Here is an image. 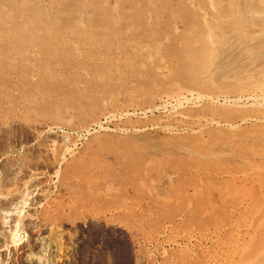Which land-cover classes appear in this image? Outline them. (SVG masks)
I'll return each instance as SVG.
<instances>
[{"label":"rangeland","instance_id":"obj_1","mask_svg":"<svg viewBox=\"0 0 264 264\" xmlns=\"http://www.w3.org/2000/svg\"><path fill=\"white\" fill-rule=\"evenodd\" d=\"M11 1H12V3H11ZM30 1L36 2L35 5H34V3H32L33 6L29 5V3L31 4ZM30 1L29 0H24V1H22V0H1L0 1V3H2V6L0 5V35H1V33H4V35H5L4 36L2 34L3 36L1 35L0 38L4 37V38H7L9 40H12L13 37L16 38L17 36H19V34H16V33H20V36L22 35L21 36V39H22L26 32L24 31L25 33H23L21 31H19V29H20L19 27L24 25L26 30L29 31V29H30L28 34L31 32V35L34 34L36 37L38 36L39 38L43 39V41L40 42L42 44L47 45L51 42H53L52 44H57V43L61 44L62 42H64V43H62V46H64L63 48L67 49L68 51L73 50L72 55L75 56L76 58L78 57L77 60L80 59L81 62H84L88 66H91V64H93L96 61L95 57H98V56H96V54H94V55L91 54V56L93 55L92 58H91V56L87 57V54L86 55L84 54V50L85 51H91L92 53L93 52L95 53V49H96V53H98V51H99V53H101V55L100 54L99 55L102 57V60L103 59L106 60L105 52L112 54L113 52H115L117 50L118 38H122V41H124L126 46L128 45L130 48L126 47L127 49H125V50L122 49L121 52L117 51V52H119V53H117L118 56L114 54L115 59L113 58L114 61L112 63L111 62L109 63L108 60H107V62H105V61L103 62L101 60V58L97 59V62H101L100 66L105 67L103 70L101 69V71H100L101 73L97 72V75H96V72L94 70L93 71H87V72L82 71V70H77V72H75V75L68 76L69 74H63L62 75L63 77L60 75L62 79L59 77L57 84L53 88L49 87V89H48V83H49V81H51V79L49 80L48 77H47L48 80L45 79L44 83H42L43 81L39 82L40 80L38 79V76L34 77L33 80L28 79L24 82H20L18 77L16 78L15 77L16 75L10 70L11 66H13L12 58L14 59V56L16 54L12 50V48L16 45L19 47V45L16 42H14V43L12 42V45L13 44L14 45L11 46V50L6 49V52H5V50L2 51L0 49L1 50L0 51V56H1L0 59L4 60L3 67H5L3 71L2 70L0 71V152H1L0 153V155H1L0 156L1 157L0 158V176L3 174L2 176L4 177L3 181H2V177H0L1 178L0 181H2V183H1L2 185H0V192H2L4 185L7 183L6 179H10V180H8L9 181L8 184H6L8 186V188H7V186L4 187V189L7 190L10 188L9 186H14V184H12V182H10V181L14 182V179L11 180V178L13 176H15L13 178L18 179L17 183H15V185H16V184H18V182H23L24 180H28L29 179L28 177H30L32 175V173H39L42 171H43L42 185L44 184L43 186L47 190L46 197L43 198L42 199L43 201L41 200L37 206L36 215L38 214V216H35L36 218L34 220V221L37 220L35 222V225L39 224L38 226L36 225L37 227H40L37 229H42V233H43L42 234L43 236L41 235V238H39L40 240H35L36 242H34V240L32 238V232H30L31 229H28L29 227H27L26 225H23L24 227L22 225H20V227L18 226L19 227L18 230L21 228L23 231H21V229L19 231L15 230L16 228L14 229V226L16 224L15 223L16 222V220H15L16 215L19 214L23 218L27 217L26 214L30 213V210H28V209L31 208L32 205L31 206H29V205L31 204L32 201L30 202L28 200V197H25L27 199V202H30L27 205V203L25 201H23V200H26L25 198L19 199L20 201L19 200L13 201L11 203H7V202L4 203V201H1V199H0V201H1L0 206L2 208V209L0 208L1 209L0 210V224H1L0 228H2V229H0V240L3 241V243L0 241L1 245L3 246L2 247L0 245L2 247V249H0V264H24V263L27 264V261H31L30 264H32V260L34 263H35V261H37L36 262L37 264H43V263L44 264H126V263L132 264V262H133V264H135L136 262H137L136 264H148V263L159 264L158 261L155 260L156 259V252H159V251H157L158 245L156 243H151L148 241L143 242L142 238H140L139 236L136 237L137 229L133 228L134 227L133 225H129L131 223L130 222L128 223V221H126V219H124L123 217L120 218V214L118 213V211L115 210L116 206H114L112 209H110V211H111V213H110V211H107L106 209L100 210V209H98V207H95L98 209L97 210L94 208V205L84 204L85 202L82 201L83 195H82L81 191H85L88 194L91 193L92 195H96V194H99L101 192V189H104L106 187V184H108L107 186L113 187V191H112L110 197H111V200L115 201V200H118L120 198L119 196H121L118 194H122V192L126 191L125 189L128 186L129 187L127 188V190H131L132 189L131 186H135L134 183L136 184V181L138 179L142 183L151 182L150 179L151 180L158 179L159 177L156 174L157 172L155 170L152 171L151 176H148V175L144 176L142 174H141V176H139L140 174L137 173V175H138V177H137L136 171L139 172L137 168H134L131 172H127L120 165L121 164V163H119L120 158L124 155H128V153H130L133 150V148H132L131 151H129L130 149L128 147L130 145H131L130 148L132 146L137 147L139 145V144L135 145L136 144V143H134L135 141L132 140L134 138L150 144V146L148 144H145V146H144V144H141V146H143V148L148 150V151H155L157 149V146L159 149L162 148V150H167V151L172 152V153H176V152L180 151V149H182L184 147L188 148L189 146L205 150L207 147H209V146L211 147V145H213L214 143H216L218 141H220L219 143H223L225 145L227 144V147H229L231 150L233 149L232 147H234V148L236 147L235 148L236 150L238 148H240L238 150H242V151H246V152L255 151L257 153H260V151L261 152L264 151V137H263L264 129L261 128V127H264V125L256 124L255 122H252V121H250V122L243 121L245 116L246 117L257 116V114L259 112L264 111L263 107H261V106L258 107L259 105L255 106V104L251 100L248 99L250 95L261 93V90L259 91L260 88L258 85L259 80H257V77H256L257 69H260V67H258L259 65L257 66V65H254V63H253L252 64V65H254L252 68L253 72L251 70H249V69H251L252 66H251V64H248L249 62L247 63V61H250L247 59H250L251 57L249 56L248 52H245L243 55L242 54L241 55H234L236 57L238 56L237 59L236 58L235 59L238 60V58H239L238 61L239 62L241 61L240 63L243 66L242 69H240V71H236L235 67L229 65V63L233 60V57H228L229 59L228 58L227 59L229 61L222 62L221 63L222 67H221V65L218 63V62H220L219 59L217 58L218 59L217 60L215 58V59H212L213 60L212 61L211 58H214V55L209 54L208 52L203 50L200 46H198L197 45V38L195 37V35L193 34V36H192V33L189 34L188 32H184L183 31V25H182L183 22L189 21L192 24H194L195 26L198 24L196 26L198 28L205 27V21H207V20L209 21V19H210V21H213V19L216 18L215 15H216L217 10L213 9V7L215 6L217 8L222 9L223 7L225 8V6H226L227 9L223 8V10H226L228 13H230V17L228 19L231 22L232 21L233 22H239L238 23L239 25H237L239 27H237V26H235V28L232 27L233 29L236 30L239 28L240 30H242L243 29L242 27L244 25V28H245L244 30L247 32L254 30V29L260 30L261 28L262 29L264 28L263 27V25H264V17H263L264 16V0H262V1L261 0H259V1L244 0L245 2L243 0H235V1L234 0H225L224 2H223V0H221V1L220 0H124V2H123V0H58V1L57 0H45V1L44 0H36V1L30 0ZM41 1H43V2H41ZM230 1H231V4L233 6L235 5L236 7L234 6V8H231L232 5L229 4ZM22 2H23V4H22ZM24 2L27 4H25ZM225 2L227 4H229V6L227 4L225 5L224 4ZM239 2H241V4ZM249 3L250 4L252 3V4L250 5ZM36 4L37 5L39 4L38 5L39 8L36 6ZM58 4H60V5H58ZM23 5H24V7H23ZM257 5H259V6L262 5L261 6L262 11L260 13H262L263 15L260 13H259L260 15H258V12L260 11V8H261L259 6H258L259 11L256 13V10H258V8L256 9ZM48 6H49V8H48ZM249 6L251 7L252 12L250 11ZM118 7H120V8H118ZM253 7H254V9H253ZM35 8L38 9V12H37V9H35ZM230 8H231V10H230ZM13 9H14V11H13ZM76 9H78V11L75 12L74 10H76ZM87 9H88V11H90V10L91 11L88 12ZM239 9H240V11H239ZM39 10H41V11H39ZM84 10H85V12H88V13L84 14ZM204 10H206V11H204ZM9 11H11L12 13ZM230 11H234L235 14L230 12ZM241 11H243V12H241ZM3 12H4V14H3ZM82 12L84 15L82 14ZM236 12L238 13L237 15H236ZM34 13H36V14L39 13V14L36 16V14H34ZM117 13H119V14H117ZM208 13H209V16H207ZM247 13L250 16H248ZM255 13L257 15H255ZM1 14H2V16H1ZM30 14H31V16H29ZM197 14H199V15H197ZM233 14L236 18V19L234 18V20H233V16H232ZM25 15L26 16L28 15L27 18L25 17ZM40 15H41V17H40ZM242 15L245 18H243ZM252 15H253V18H251ZM5 16H6V18H5ZM13 16H15V20H12L13 22L11 21V23H9L10 20L13 18ZM80 16H82V17H80ZM203 16H206L205 17L206 19ZM257 16H261V17L257 18ZM28 17H32V18H28ZM49 17H50V19H49ZM101 17L102 18L104 17V18L102 19ZM231 17H232V19H231ZM246 17L250 18V20L249 19L247 20ZM262 17H263V19H261ZM46 18H47V20H46ZM84 18H86V19H84ZM150 18H151V21H150ZM207 18H209V19H207ZM22 19H24V20H22ZM28 19H30V20H28ZM105 19H107V20H105ZM242 19L245 21H242ZM252 19H255V20L251 21ZM257 19H260V20H257ZM5 21L7 23H9L8 24L9 26L8 25L5 26V24H4ZM29 21L31 24H29ZM32 21L33 22L35 21V22L33 23ZM85 21H86V24H85ZM105 21H108L109 23L105 22ZM117 22H118V24H117ZM251 22L255 23L256 25L259 23L260 26L259 25L254 26L255 24H252ZM67 23H68V25H67ZM75 23H77L79 25H81L83 23L84 26L86 25L87 28L90 29V31L87 32L88 34H90V36L88 35V37H90L91 40L93 39L92 37L97 38V41H98L97 43H99V44H97L95 47H91V45H89L90 41L85 39L86 42L84 43L85 40H84V38H82L84 40V41L82 40L83 44H85V45L81 46V43H82V41L80 40L81 38L78 37V34L76 33V29H74V27H76ZM93 23H94V25H93ZM171 23H172L173 27L171 26ZM177 23L179 24V26ZM3 24H4V26H3ZM44 24L45 25L47 24L48 26L47 25L45 26ZM176 24L179 27V29L177 30V33H179V35H181L180 36L181 37L180 38V44L176 43L175 39L171 40L170 37L168 38V36H166L167 34L170 35V33H173L176 30ZM41 25L43 28L41 27ZM91 25H93L92 27H95V28H92ZM16 26H17V28H16ZM26 26H28V27H26ZM84 26L81 29L87 30V28ZM154 26H155V28H154ZM240 26H241V28H240ZM258 26L260 29L258 28ZM1 27H2V29H1ZM30 27H32V29ZM46 27H47V29H46ZM66 27H67V29H65ZM13 28H14V31H13ZM48 28H49V30H48ZM71 28H73V29H71ZM109 28H111L110 29L111 31L109 30ZM41 30H42V32H40ZM64 30H67V31H64ZM244 30H242V31H244ZM4 31H6V32L10 31L11 33L10 32L6 33ZM179 31H181V32H179ZM153 32L154 33L157 32L156 35L160 34L162 36L161 40H163V41H160L161 42L160 45L162 47V50H160L161 48L158 49L157 47H152V46H154V44L152 45L151 43H149V44L147 43V44H145V46H143V48L145 47L146 49H143L140 46L138 47L139 44H137V43L141 40L145 41L144 40L145 37H146L145 39H147L149 36H152V34L154 35ZM148 33L149 34L151 33V34L148 35ZM133 34L135 37L133 36ZM186 34H187V36H185ZM9 35L12 38H10ZM39 35H42V36L40 37ZM188 35H190V36H188ZM6 36H8V37H6ZM46 36H47V38H46ZM103 36H105V38ZM107 36H109V37H107ZM115 36H116V38H115ZM125 36H128V39ZM131 36L134 37V39L130 38ZM19 37H17V39ZM142 37H144V38L142 39ZM62 38H64V39L68 38V39H67V41L66 40L64 41V39H62ZM136 38L139 39L138 42H137ZM186 38H187V40H186ZM49 39L52 41H49ZM70 39H71V41H70ZM12 41H14V39ZM101 42H103V43H101ZM187 42H189V43H187ZM73 43L76 45H73ZM79 43H80V47L78 46ZM19 44H20V46H22L21 44H23V42H21ZM65 44H66V47H65ZM130 44H131V46H130ZM195 44H196V46H195ZM136 45H137L136 48L137 49L139 48L138 50H140L141 52L138 51L136 48H134V49H136L134 51H133V49L131 50V48L136 46ZM189 45H191L192 48H189L190 47ZM147 46L149 47V49H147L148 48ZM81 47H82L83 52L81 51ZM193 47H196V49H194ZM156 48L158 50H160L161 52L156 51ZM15 49H16V51H19L18 50L19 48H15ZM75 49H76V52H75ZM142 49L145 51H143ZM31 50H33L32 52H35L33 54L34 56L45 57L42 54H39V55L36 54L38 52V48H37V50H34V47H33V49L31 48ZM79 52L82 54H80ZM123 52H125V53H123ZM158 52H160V53H158ZM67 53L63 54L62 56L67 57L68 60H70L72 58L71 57L72 55H70L71 53L70 54L68 53V55H67ZM246 53H248V55ZM77 54H79L80 56H77ZM141 55H143V58L139 57ZM212 55H213V57H212ZM239 56L240 57L243 56V57L240 58ZM84 57L89 58L88 59L89 61L87 59H84ZM8 58H10V59H8ZM82 58H83V60H82ZM35 59H37L36 63L37 64L39 63L38 64L39 68H38V66L35 65L36 67H34V69L35 70L40 69V66H41L40 63H42V61L38 60V58H36V57H35ZM209 59L211 60L210 62H211L212 66L209 64L210 62H208ZM18 60L19 59H17V61ZM38 61H40V62H38ZM45 61L46 60H44L43 63ZM238 61H235L236 62V68L237 67L239 68V66L241 67V65H239L240 63ZM20 62L19 61L15 62V65L16 66L19 65ZM87 62H89V64H87ZM242 63H244V65H245V63H247L248 65L246 64L245 67H248V68L250 67V68L249 69L245 68ZM57 64H58L57 66L59 67V69H61L60 68L61 65L59 66V62H57ZM209 65H210V67H209ZM57 66H56V68H58ZM225 66H228V68H230L231 70H234V72L236 74L233 73V71L231 72L232 74H230V69H229L228 75L223 74V76H221L222 70H223V72L226 71L225 73L228 72L227 71L228 68L227 69L224 68ZM255 66H256V68H255ZM224 69H226V70L224 71ZM255 70H256V73L254 72ZM9 72H10V74H9ZM89 72H91V74H92L91 78H90L91 74ZM212 72H214V73H212ZM217 72H219L221 74H219ZM245 72H247L248 74L247 73L245 74ZM249 72H250V74H249ZM84 73H86V74H84ZM252 74H254V75L252 76ZM99 75H101V77ZM226 75H227V77H226ZM249 75L252 78H250ZM2 76L5 79H2ZM79 76H81V77H79ZM97 76H98V79H97ZM225 77H226V79H224ZM63 78H64V80H63ZM99 78H100V80H99ZM227 78H228V80H227ZM229 78H230V80H229ZM231 78H232V82H231ZM246 78H249V79H246ZM79 79H80V81H78ZM250 79L251 80L253 79V80L250 81ZM219 80H221V81H219ZM222 80H225V81H222ZM239 80H241L243 83L246 81L247 83L241 84V81H239ZM247 80L250 82H248ZM226 81L227 82L229 81L227 83V85L225 83ZM236 81L239 82L238 85H237ZM84 82H87L88 84L84 83ZM89 82L91 84H89ZM30 83H33L35 85L30 87ZM234 84H236V85H234ZM225 85L227 87H225ZM237 86H240V87H237ZM241 86L246 87V88L248 87V89L246 90V88L245 89L243 88L244 89L243 90L241 88ZM254 87H256V88H254ZM36 90H38V91H36ZM239 90H241V91H239ZM248 90H252V91H250L252 94H250V92ZM23 91H24V93H23ZM192 91H194V92H192ZM3 92H4V94H3ZM33 92L35 95L33 94ZM246 92L247 93L249 92V93L247 94ZM253 92H255V93H253ZM15 93H17V94H15ZM190 93H192V94H190ZM239 94H241V95L238 96ZM8 95H9V97H7ZM246 95H248V96H246ZM12 96H14V97H12ZM20 96H21V98H20ZM208 96H209V98H208ZM15 97H17V98H15ZM38 97H40V98H38ZM239 97H241V98L239 99ZM233 98H234V101H233ZM230 99H232V100H230ZM238 99H239V101H238ZM18 100H20V101H18ZM182 100H184L185 102ZM8 103H10V104H8ZM51 103H53V104H51ZM251 103H253L254 105ZM20 109H22V110H20ZM62 110H64V111H62ZM3 111H4V113H3ZM6 115H7V117H6ZM14 116H16L17 118ZM61 116H63V117H61ZM12 118H15V119L13 120ZM42 118H44V119H42ZM77 118H79V119H77ZM105 118H106V120H105ZM205 118H207V120ZM69 119L71 120L70 124H69V121H70ZM81 119H83L84 121ZM8 120H10L12 123L10 122V124H8L9 123ZM23 120L24 121L26 120L24 122L25 124L22 123ZM87 120H89V121H87ZM211 120H213V121H211ZM13 121H14V123H13ZM42 121H43V124H42ZM32 122H33V124L35 123L34 126H33ZM72 122H74V124ZM99 122H100V124H99ZM194 122H196V123H194ZM49 123H51V124H49ZM77 123H80V124H77ZM203 123H204V126H202ZM210 123H211V125H210ZM7 124L9 127L5 126L6 127L5 128L4 125H7ZM13 124H14V126H13ZM71 124L76 125V126H72ZM90 124H91V126H90ZM51 125H53V126H51ZM15 126L18 129H15L16 128ZM26 126L27 127L29 126V127L27 128ZM40 126H42V127H40ZM151 126H152V128H151ZM190 126H192V127H190ZM205 126H207V127H205ZM52 127L55 128L56 130L53 129ZM89 127H90V129H89ZM7 128H8V130H7ZM23 128H24V131L26 129V131L28 130V131H31L32 133L31 132L27 133L26 131L23 132V130H22ZM50 128H51V130H50ZM107 128H108V130H107ZM163 128H166V129H163ZM79 129H81V131ZM82 129H84V130H82ZM172 129H174V130H172ZM204 129L206 131H204ZM77 130H79V131H77ZM97 130L99 133L97 132ZM122 130H123V132H121ZM49 131H50V133H49ZM57 131H59V132H57ZM192 131H194V132H192ZM13 132H16L15 136H14ZM35 132L38 134H36ZM54 132L57 133V135L54 134ZM91 132H92V134H91ZM195 132L198 133V135ZM255 132H256V134H255ZM143 133L145 135H143ZM173 133H175V134L173 135ZM99 134L102 136H100ZM112 134L114 135V137H115V135H117V136L115 138H113ZM118 134H120V137ZM176 134L178 135L177 136L178 139L180 138L179 140H177ZM18 135L20 138L16 137ZM32 135H34V136H32ZM92 135H94V136H92ZM184 135H185V137H184ZM22 136H24V138ZM35 136H37L38 138ZM62 136H65V137L68 136L67 139L70 142V147L71 148L75 147L73 149L76 151L74 154L75 157L71 156V155L67 156V161L63 164V167L65 168L67 166L73 165L75 161L82 159L83 161L84 160L86 161L85 163H87L85 165V167L90 168L91 174H93V177L89 178L87 183H85L84 185H82L83 179L81 178V172H79L76 175V177H74L70 181V182H72V184L70 182H67V183L65 182L62 184L63 187H62V185L60 186V184L57 183L58 182L57 178L55 175H53L55 167H56L57 163H59L58 162L59 159H57V157H55L53 155L51 156V154H48L47 152H44L45 148H46V146L44 144L47 145L48 141L46 139L49 140L50 138L51 139L54 138V140H55L57 138L56 140H58ZM8 137H10V139ZM108 137H110V138H108ZM142 137H144L145 139L147 138V139L145 140ZM173 137H175V138H173ZM220 137L223 138L224 140L221 139ZM226 137L227 138L229 137L228 138L229 140L225 139ZM231 137H232V139H231ZM253 137H258V138L257 139L255 138L256 139L255 140V139H253ZM11 138H12V140H11ZM76 138H77V141H75ZM130 138H132V139H130ZM154 138H156V139L158 138V140H156ZM166 138H168V139H166ZM169 138H170V140H169ZM17 139L19 141V147H18ZM41 139H42V141H40ZM43 139H45L46 141ZM78 139H80V140H78ZM84 139H86V140H84ZM119 139H120V141H118ZM123 139H124V142L122 141ZM173 139H176V141ZM188 139L190 141H188ZM22 140L23 141L25 140L26 143L23 142ZM90 140H92L94 142H92ZM20 141H21V143H20ZM43 141H45V142L43 143ZM118 142H120V143H118ZM121 142H123V144ZM229 142H231V143H229ZM253 142H254V144L252 145ZM9 143H11V145ZM27 143L30 144L31 146L28 145ZM124 143H125V145H124ZM126 143L129 145H127ZM158 143H160V144H158ZM237 143L241 146L239 147ZM5 144H8V146ZM40 144H42V145H40ZM99 144H100V146H99ZM104 144H105V147H104ZM228 144L230 146L232 144H234V145H232L230 147ZM16 145H17V147H16ZM32 145H35V146H32ZM11 146H13V148ZM36 146H37V148H36ZM86 146L87 147L89 146V149ZM146 146L147 147L149 146L148 149ZM257 146H258V148H257ZM123 147H125V149ZM201 147H203V148H201ZM9 148H10V150H8ZM16 148L19 149V151ZM23 148H24V150H23ZM27 148H29V149H27ZM34 148L36 150L38 149L37 152ZM102 148L104 149V153H103ZM259 148H262L263 150L259 149ZM20 149H22V150H20ZM26 149H27V151H26ZM31 149H33V151ZM86 149H88V150H86ZM114 150H119V151H117V153H119V154H117ZM28 151H30L31 153ZM38 151H39V154L41 155V157L38 155ZM78 151H79V154H78ZM80 151H82V152H80ZM121 151H122V153H121ZM32 152L37 154L40 159L38 158L37 155L33 154ZM255 152H253V153H255ZM18 153H19V155H18ZM24 153H25V155L27 154V157L24 156ZM80 153L83 155H81ZM28 154L29 155L32 154L33 156L31 155L32 157H30ZM42 154H46V156L45 155L42 156ZM85 154L88 156H86ZM103 154H106V155H103ZM120 154L122 156H120ZM49 155L52 157V159L48 158V157H50ZM6 156H7V158H6ZM107 156H109V158ZM114 156L115 157L117 156L116 159ZM3 157H5V159H3ZM22 157H23V159H22ZM83 157H84V159H83ZM32 158L34 159V161H32ZM44 158H46V159H44ZM95 158H96V160H95ZM1 159H3L4 161ZM48 159H49V163L51 164L50 166L48 163ZM87 159H88V161H87ZM22 160H24L23 161L24 163L22 162ZM30 160L32 161L31 164L33 162H34V164H36L37 167H35V165L33 164L34 167L36 168V170H35V168H33V165L31 166ZM94 160L98 163L97 165H92V163H90V161H94ZM8 161H10V162H8ZM13 161L15 163H18V161H19V163H18L19 167H18V164H16L17 165V167H16V165ZM25 161H28V162H25ZM41 161H43V164ZM102 161H103V163H102ZM162 161H164V160H160V161L158 160L157 166L162 164L161 163ZM20 162L23 163L25 165V167L22 166L23 164H20ZM6 163L9 165H7ZM113 163L116 166H114ZM29 164H30V166H29ZM41 164H42V166H41ZM52 164H54L55 167L52 166ZM66 164H67V166H66ZM4 165L9 166L8 167L9 170L8 169L4 170V167H3ZM117 165L118 166L120 165V166L118 167ZM92 166H94V167H92ZM105 166H107V167H105ZM111 166H113V167H111ZM1 167H2V170H1ZM29 167L32 169H30ZM108 167H110V169L111 168L112 169L107 171L109 169ZM11 169L13 172L11 171ZM40 169H42V170L40 171ZM102 169H103V171H102ZM104 169H106V173H105ZM115 169H117V170H115ZM114 170L117 171V173H115ZM3 171L6 174H4ZM14 171H16V172H14ZM19 171H20V175L18 174ZM27 171H29V172H27ZM23 172H24V176H26L25 179L22 178ZM51 172H52V174L50 175ZM108 172H110V173H108ZM9 173L10 174L12 173V174L10 175ZM107 173L109 174V176ZM16 174H17V176H16ZM102 174L104 175V177ZM116 174H118V175H116ZM123 174H124V176H126L127 179L125 177H122ZM5 175L7 176V178ZM90 175H89V177H90ZM128 175L130 177L132 176V178H128L129 177ZM18 176H20V177H18ZM50 176L53 179H50ZM134 176H135V180L133 179ZM84 177H85V174H84ZM115 177H118V178H116V179H118L117 181H116ZM21 178L23 179V181ZM95 178H97V179L95 180ZM112 178H114V179H112ZM130 179H132L134 182L133 181L131 182ZM89 180H91L90 183H89ZM112 180H114V181H112ZM120 180H122V182H120ZM48 181H50V182H48ZM55 181L57 184H55ZM93 181H94V183H93ZM96 181H98V182H96ZM108 181H109V183H108ZM141 182H138L137 184H139ZM74 183H76L75 184L76 186L74 185ZM125 183H127V184H125ZM142 183L139 184V186H141ZM91 184H93V186H95V187L99 185V187H101V189L99 188V190L97 191L98 187H96V188L92 187ZM77 185L80 186V188ZM103 186H105V187H103ZM64 187H66V188H64ZM89 188H92V190H90ZM121 189H122V191H121ZM59 191H61V193ZM68 193H70V195ZM112 194H113V197H112ZM54 196H56V197H54ZM59 197H61L62 199H60ZM69 197H70V199H69ZM114 197H118V198L116 199ZM45 199L46 200L49 199V200H47L48 203ZM53 199L57 202H55ZM58 199L60 201H58ZM65 199H66V201H65ZM14 202H15V204L16 203L19 204L20 202L22 203V207L20 206V210L18 209L19 205H18V207H15V204L12 205V203H14ZM23 202H25L26 205L24 204V206H23ZM6 203L8 205H6ZM2 204H4V205H2ZM64 204H66V205H64ZM82 204L84 207H82V206L80 207V205H82ZM40 205L42 206V208ZM62 205H64V206H62ZM85 205H86V207H85ZM115 205H119V202H116ZM13 206H14L15 211L13 210ZM87 206H88V209H87V212H85V208H87ZM4 207H5V211H2V210H4ZM9 207H11L12 209H9ZM16 208L19 211H21V209H23V210L21 212H16L17 211ZM77 208H78V210H80L79 213H78ZM7 210L10 212H8ZM24 210H26V211L23 212ZM104 210L107 212H104ZM57 211L60 214H58ZM69 211H71V212H69ZM90 211H94L93 214ZM84 212H85V214H84ZM99 212L100 213L102 212V213L100 214ZM103 212H104V214H103ZM114 212H116V213H114ZM7 213H9V214L12 213L13 215L14 214L15 215L13 216L11 214L8 216ZM56 213H57V215H56ZM107 213H110V214H107ZM89 214L90 215L92 214L95 217H92V215L90 216ZM98 214H99V217H98ZM48 215H56L57 217L55 216L54 217L55 220H53V219H49L47 217ZM78 215H79V217H78ZM100 215H102V216H100ZM117 215H119V216H117ZM5 216L8 217V218L6 217L7 220L4 219ZM43 216H46V218ZM59 216L63 217V218H60ZM9 217H12V220ZM84 217H85V219H84ZM71 218H73V219H71ZM74 218H75V220L77 218V222H75ZM79 218H81V219H79ZM86 218H88V219H86ZM8 219H10L11 221H14V222L10 223L9 222L10 220H8ZM41 219H43V220H41ZM120 219L122 220V222ZM59 220L61 221V223ZM65 220L68 222H66ZM116 220H119V221L116 222ZM7 221L9 222L8 224H7ZM92 221H93V223H92ZM109 221H111V223ZM74 222H75V224H74ZM48 223H50V224H48ZM76 223H77V225H76ZM97 223H99V224H97ZM106 223H110V224H106ZM125 223H127V224H125ZM43 224L45 226H42ZM115 224L117 226L119 224V226H118L119 230ZM50 225H52L53 227ZM86 225H88L87 226L88 228L86 227ZM110 225H112V226H110ZM121 225H122V227H120ZM124 225H129L130 228H129V226H128V228H126L127 226H124ZM104 226H106V228L107 227L108 228L106 229ZM12 227H13V229H12ZM83 227H85V228H83ZM6 228H7V230H6ZM75 228L77 229L76 231H75ZM82 228H83V230H82ZM97 228H102L103 230L102 229L100 230ZM111 228H113V230ZM114 228L119 233L117 231H114L115 230ZM125 228L129 229V230H126ZM34 229H36V228H34ZM134 229H136V230L134 231ZM12 230L13 231L15 230L14 232L18 231V233L20 234V235H16V237H14L15 239L17 238L16 239L17 241L19 240L18 242H16V240H15L16 244L18 243V245L14 246L17 248L16 251H15L14 247L11 248L9 246L11 241L14 240V238H12V237L16 234V233L14 234V232ZM45 230H47L48 232ZM49 230L52 233H49L50 232ZM56 230L59 231V234L61 233L60 236L61 235H63V236L60 237L58 235V232H56L57 233L56 234L55 233ZM66 230H68V232ZM105 230H107V231L105 232ZM109 230H112V231H109ZM44 231L47 233H45ZM113 231L116 233H114ZM131 231H133V233H131ZM93 232L95 233V236H94ZM127 232L131 233V234H128ZM44 233L47 234L49 237L46 238L47 235L45 236ZM76 233H78V235L81 234L83 237L81 238V235H79L77 237ZM96 234H99V235H96ZM103 234H104V236L108 235V237H104ZM110 234H112V235H110ZM118 234H119V236H118ZM133 234H134V236H133ZM54 235L58 236L59 240L56 238V236H55V238H53ZM87 235L94 237V239L91 237H88ZM122 235H123V237L124 236H126V237L123 238ZM7 236H9V237H7ZM50 236H52V237H50ZM111 237H113V238H111ZM121 237H122V239H121ZM18 238H20L21 240ZM74 238H75V240L76 239L77 240H76V242L73 243L74 240H70V239H74ZM109 238H111L112 240ZM41 239H43V241L44 240L47 241L49 239L47 244L48 245L50 244V246H48L45 241H44L45 247L40 245V244H43V242H41L42 241ZM51 239H54L56 243L54 244L53 243L54 240L52 241ZM92 239H93V241H92ZM100 239H102V240H100ZM103 239L105 241L110 240V242L106 241V243H105V241ZM137 240H138V242H135ZM4 242L6 244H4ZM112 242H114V243H112ZM125 242H128V243H125ZM19 243H22V245H23V246L21 245L22 248L20 247ZM77 243H79V244H77ZM149 243H151V245ZM32 244H33V246H32ZM126 244H128V245H126ZM166 244L164 245V247L169 248L168 246H170V245L167 244L168 245L167 246ZM5 245H8L9 247L8 246L5 247ZM30 245H31V247H30ZM55 245H56V248L54 247ZM130 245H132V246H130ZM135 245L136 246L138 245L139 248H138V246L136 247ZM34 246H36V247H34ZM39 246H41V247L39 248ZM51 246H52V248H50ZM122 246L124 248H122ZM23 247L24 248L27 247V248H25V250H24ZM32 247H34L35 250ZM48 247H49V249H48ZM98 247L99 248L102 247V249L100 250ZM111 247H115V248L112 249ZM128 247H130V248H128ZM41 248L42 249L44 248L43 249L44 251L46 249L45 252H47V251L48 252L45 253V255H44V253H43L44 251H41L42 250ZM121 248H122V250H121ZM126 248H128V249H126ZM142 248H143L144 252L139 251L140 249L142 250ZM8 249H10V250H8ZM38 249H39V252H37ZM123 249H125V250H123ZM23 250H24V252H23ZM25 251H26V256L24 254ZM152 251L154 254L152 253ZM15 252H18L17 253L18 255L14 254ZM19 252H21V254L24 256H22ZM27 252H28V255L30 254L29 252H31V254L34 253L33 256H30V259L28 258L29 256L27 255ZM121 252H124V253H121ZM149 252L151 253V255L149 254ZM6 253H8L9 255ZM40 253H42V254H40ZM145 253L150 258L149 257L147 258ZM1 254H2V256H1ZM19 254H20V256H19ZM46 254L48 256L49 255H51V256L48 257ZM101 254L104 256L102 257ZM3 255L4 256L6 255V256L4 257ZM112 255L113 256L115 255V256L113 257ZM116 255H117V257H116ZM124 255H126V256H124ZM142 255L144 256V259H142L143 258ZM18 256L19 257L22 256V257L19 258ZM39 256L41 257V259L39 258ZM105 257H106V259H104ZM130 257L131 258L132 257H134V258L138 257V258L137 259L132 258L133 260H131ZM126 258H128V259H126ZM25 260H27V261H25ZM45 260L47 261V263H45L46 262ZM147 260H148V263H147Z\"/></svg>","mask_w":264,"mask_h":264},{"label":"bare ground","instance_id":"obj_2","mask_svg":"<svg viewBox=\"0 0 264 264\" xmlns=\"http://www.w3.org/2000/svg\"><path fill=\"white\" fill-rule=\"evenodd\" d=\"M1 1V0H0ZM22 1H24V0H22ZM30 1V0H29ZM36 1V0H35ZM45 1V0H44ZM58 1V0H57ZM221 1V0H220ZM225 0H223V2H224ZM235 1V0H234ZM244 1V0H243ZM242 1V2H243ZM249 1V0H248ZM256 1H259V0H256ZM262 1V0H261ZM5 2V1H4ZM3 2V3H4ZM9 2V1H8ZM26 2V1H25ZM24 2V3H25ZM31 2V1H30ZM41 2H43V1H41ZM49 2V1H48ZM116 2V1H115ZM123 2H124V0H123ZM245 2V1H244ZM255 2V1H254ZM11 3H12V1H11ZM29 3V2H28ZM32 3H34V5H35V3L36 2H31V4L29 3V5H32L33 6V4ZM46 3V2H45ZM50 3V2H49ZM78 3V2H77ZM109 3V2H108ZM229 3V2H228ZM233 3V2H232ZM240 4H241V2H239ZM263 3V2H262ZM22 4H23V2H22ZM25 4H27V3H25ZM42 4V3H41ZM47 4V3H46ZM45 4V5H46ZM216 4V3H215ZM214 4V5H215ZM225 5L227 4L226 2L224 3ZM229 4H231V1H230V3ZM229 4H227L228 6H229ZM235 4V3H234ZM243 4V3H242ZM250 4V3H249ZM252 4V3H251ZM250 4V5H251ZM255 4V3H254ZM0 5L2 6V3H0ZM39 5V4H38ZM38 5L36 4V6L38 7ZM58 5H60V4H58ZM220 5V4H219ZM232 5V4H231ZM245 5V4H244ZM5 6V5H4ZM43 6V5H42ZM41 6V7H42ZM118 6V5H117ZM213 6V5H212ZM235 6V5H234ZM234 6L232 5L231 6V8H234ZM258 6L259 5H257V7H256V9L258 8ZM262 6V5H261ZM261 6H259V7H261ZM18 7V6H17ZM16 7V8H17ZM23 7H24V5H23ZM47 7V6H46ZM128 7V6H127ZM172 7V6H171ZM236 7V6H235ZM239 7V6H238ZM250 7V6H249ZM10 8V7H9ZM39 8V7H38ZM48 8H49V6H48ZM47 8V9H48ZM69 8V7H68ZM67 8V9H68ZM80 8V7H79ZM89 8V7H88ZM118 8H120V7H118ZM224 8V7H223ZM223 8L221 9V8H217V7H213V9H215V10H217V12H216V15H215V19H213V21H210V19L209 18H207V19H209V21L207 20V21H205V27H201V28H198V27H196L194 24H192L191 22H189V21H186V22H183V31L184 32H188L189 34L190 33H192V36H193V34L195 35V37L197 38V45L198 46H200L203 50H205L206 52H208L209 54H213L214 55V58H211V60L212 59H219V61L220 62H218L220 65H221V63L222 62H226V61H229L228 59V57H233V60L229 63V65H231V66H233V67H235V70L236 71H240V69H242V65H241V61L239 62L238 60H239V58H238V60H236L237 59V57L236 56H234V55H243L245 52H248L249 53V56L251 57L250 59H247V60H250V61H247V63L248 64H251V69H249L248 67H245L246 66V64L247 63H245V65H244V63H242L243 65H244V67L245 68H248L249 70H251L252 71V68H253V66L254 65H259L258 67H260V69H257V73H256V70L254 71L255 73H256V77H257V80H259L258 81V85H259V91L261 90V93H259V94H254V95H250L249 96V100H251L254 104H255V106L256 105H259L258 107H263L264 108V28L262 29H260L259 28V26H260V24L258 23L257 25H259L258 26V28L261 30H256V29H254V30H251V31H249V32H247V31H245L244 29V25H243V29L242 30H244V31H242V30H240L239 28L238 29H233L232 27H234L235 28V26H237V25H239L238 23L239 22H231L228 18L230 17V13H228L226 10H223ZM225 8H226V6H225ZM224 8V9H225ZM231 8H230V10H231ZM240 8V7H239ZM245 8V7H244ZM3 9V8H2ZM1 9V10H2ZM7 9V8H6ZM35 9H37V8H35ZM64 9V8H63ZM71 9V8H70ZM69 9V10H70ZM124 9V8H123ZM127 9V8H126ZM139 9V8H138ZM156 9V8H155ZM227 9V8H226ZM241 9V8H240ZM240 9H239V11H240ZM253 9H254V7H253ZM262 7L260 8V11H259V8H258V10H256V13L258 12V15H260V14H262V13H260L262 10ZM18 10V9H17ZM73 10V9H72ZM71 10V11H72ZM198 10V9H197ZM233 10V9H232ZM252 9H251V7H250V11H251ZM3 11V10H2ZM1 11V12H2ZM13 11H14V9H13ZM16 11V10H15ZM33 11V10H32ZM39 11H41V10H39ZM75 12L76 11H78V9H76V10H74ZM73 11V12H74ZM87 11H88V9H87ZM91 11V10H90ZM90 11H88V12H90ZM140 11V10H139ZM204 11H206V10H204ZM249 11V12H250ZM254 11V10H253ZM9 12H11V11H9ZM26 12V11H25ZM37 12H38V9H37ZM50 12V11H49ZM48 12V13H49ZM88 12H85V10H84V14L85 13H88ZM138 12V11H137ZM230 12H232V13H234V11H230ZM238 12V11H237ZM236 12V15L238 14ZM241 12H243V11H241ZM252 12V11H251ZM255 12V11H254ZM12 13V12H11ZM27 13V12H26ZM45 13V12H44ZM131 13V12H130ZM246 13V12H245ZM255 13V15H257ZM260 13V14H259ZM3 14H4V12H3ZM28 14V13H27ZM34 14H36V13H34ZM39 14V13H38ZM38 14H36V16L38 15ZM50 14V13H49ZM73 14V13H72ZM82 14H83V12H82ZM83 14V15H84ZM117 14H119V13H117ZM121 14V13H120ZM133 14V13H132ZM148 14V13H147ZM235 14V13H234ZM234 14L232 15L233 16V20H234V18H235V16H234ZM242 14V13H241ZM240 14V15H241ZM250 14V13H249ZM6 15V14H5ZM8 15V14H7ZM45 15V14H44ZM60 15V14H59ZM80 15V14H79ZM197 15H199V14H197ZM202 15V14H201ZM247 15H248V13H247ZM263 15V14H262ZM1 16H2V14H1ZM24 16V15H23ZM28 16V15H27ZM27 16L25 15V17L27 18ZM29 16H31V14L29 15ZM72 16V15H71ZM70 16V17H71ZM87 16V15H86ZM156 16V15H155ZM207 16H209V13L207 14ZM248 16H250V15H248ZM18 17V16H17ZM16 17V18H17ZM33 17V16H32ZM32 17H28V18H32ZM40 17H41V15H40ZM39 17V18H40ZM44 17V16H43ZM80 17H82V16H80ZM85 17V16H84ZM105 17V16H104ZM103 17V18H104ZM204 18L206 17V16H203ZM211 17V16H210ZM242 17H243V15H242ZM256 17V16H255ZM261 16H257V18H260ZM264 17V16H263ZM263 17L261 18V19H263ZM5 18H6V16H5ZM10 18V17H9ZM69 18V17H68ZM102 18V17H101ZM102 18V19H103ZM243 18H245V17H243ZM251 18H253V15H252V17ZM18 19V18H17ZM49 19H50V17H49ZM82 19V18H81ZM84 19H86V18H84ZM108 19V18H107ZM107 19H105V20H107ZM133 19V18H132ZM159 19V18H158ZM206 19V18H205ZM231 19H232V17H231ZM236 19V18H235ZM246 19L248 20H250V18H247L246 17ZM12 20H15V16H13V18L10 20V22L9 23H11V21ZM22 20H24V19H22ZM28 20H30V19H28ZM27 20V21H28ZM46 20H47V18H46ZM83 20V19H82ZM157 20V19H156ZM238 20V19H237ZM253 20H255V19H252L251 21H253ZM257 20H260V19H257ZM256 20V21H257ZM39 21V20H38ZM150 21H151V18H150ZM239 21V20H238ZM242 21H245V20H243L242 19ZM6 22V21H5ZM4 22V24H5V26H7L9 23H5ZM13 22V21H12ZM33 22V21H32ZM35 22V21H34ZM33 22V23H34ZM48 22V21H47ZM56 22V21H55ZM105 22H108V21H105ZM241 22V21H240ZM255 22V21H254ZM258 22V21H257ZM25 23V22H24ZM37 23V22H36ZM109 23V22H108ZM121 23V22H120ZM151 23V22H150ZM149 23V24H150ZM252 24H255V23H253V22H251ZM250 23V24H251ZM263 23V22H262ZM4 24H3V26H4ZM29 24H31L30 23V21H29ZM38 24V23H37ZM48 24V23H47ZM46 24V25H47ZM70 24V23H69ZM72 24V23H71ZM76 25V27H74V29H76V33L78 34V37L79 38H81L80 40L82 41L83 39L82 38H84V40L86 39V40H89L90 42H89V45H91V47H95L97 44H99V43H97L98 41H97V38H94V37H92L93 39L91 40V38L90 37H88V35L90 36V34H88L87 32L88 31H90V29L89 28H87V26L85 25H83V23L81 24V25H79V24H77V23H75ZM85 24H86V21H85ZM117 24H118V22H117ZM175 24V23H174ZM178 24V23H177ZM177 24H176V32L174 31H172L173 33H170V35H166V36H168V38L170 37V39L171 40H176V43H178V44H180V36L181 35H179V33H177V30L179 29V24H178V26H177ZM243 24V23H242ZM245 24V23H244ZM247 24V23H246ZM28 25V24H27ZM39 25V24H38ZM45 25V24H44ZM45 25V26H46ZM67 25H68V23H67ZM93 25H94V23H93ZM93 25H91V27L93 26ZM256 24L254 25V26H257ZM9 26V25H8ZM32 26V25H31ZM48 26V25H47ZM71 26V25H70ZM83 26L84 27H86L87 28V30H84V29H81V28H83ZM120 26V25H119ZM133 26V25H132ZM171 26L173 27V25H172V23H171ZM231 26V27H230ZM19 27V26H18ZM26 27H28V26H26ZM33 27V26H32ZM32 27H30L31 29H32ZM41 27H42V25H41ZM72 27V26H71ZM107 27V26H106ZM110 27V26H109ZM237 27H239V26H237ZM253 27V26H252ZM263 27H264V25H263ZM5 28V27H4ZM15 28V27H14ZM14 28H13V31H14ZM16 28H17V26H16ZM15 28V29H16ZM20 28V29H19ZM18 29H19V31H21V32H23V33H25L24 34V37L21 39V36H20V33H16V34H19V36H17V37H19L18 39H17V37L16 38H12V37H10V35H9V37L10 38H12V40L14 39V41H12V40H9V39H7V38H0V49L3 51V50H5V52H6V49H10L11 50V46H13L12 45V42L14 43V42H16L18 45H19V47L16 45V46H14L13 48H12V50L16 53L15 54V56H14V59L12 58V63H13V66H11V71L16 75L15 77L17 78L18 77V79H19V81L20 82H24V81H26V80H28V79H34V77H37L38 76V79L40 80H38L39 82H42V83H44V81H45V79L46 80H50L51 79V81H49V83H48V89H49V87L50 88H53L56 84H57V81L59 80V77L61 78V76L63 75V74H69L68 76H70V75H75V72H77V70H82V71H85V72H87V71H95L96 72V75H97V72H100L101 71V69L103 70L105 67H102V66H100V63L101 62H97V59H100L101 58V60H102V57L100 56L101 55V53H99V51H98V53H96V49H95V53L93 52H91V51H85L84 50V54L86 55L87 54V57H89V56H91V54H96V56H98V57H95L96 58V61L93 63V64H91V66H88V65H86L84 62H81V60L80 59H78L77 60V58L75 57V56H73L72 55V51L73 50H67V49H65V48H63L64 46H62V43H64V42H62L61 44H52L53 42H51V43H49V44H42V43H40L41 41H43V39L42 38H39L38 36L36 37L34 34H32L31 35V32L28 34V32L30 31V29H29V31L28 30H26V28H25V26L23 25V26H20ZM38 28V27H37ZM43 28V27H42ZM41 28V29H42ZM92 28H95V27H92ZM102 28V27H101ZM112 28V27H111ZM111 28H109V30L111 29ZM132 28V27H131ZM152 28V27H151ZM154 28H155V26H154ZM240 28H241V26H240ZM251 28V27H250ZM257 28V29H258ZM1 29H2V27H1ZM17 29V30H18ZM34 29V28H33ZM45 29V28H44ZM46 29H47V27H46ZM65 29H67V27L65 28ZM71 29H73V28H71ZM104 29V28H103ZM115 29V28H114ZM252 29V28H251ZM43 30V29H42ZM42 30L40 31V32H42ZM48 30H49V28H48ZM108 30V29H107ZM25 31V32H24ZM35 31V30H34ZM64 31H67V30H64ZM102 31V30H101ZM100 31V32H101ZM111 31V30H110ZM130 31V30H129ZM4 32H6V31H4ZM8 32V31H7ZM6 32V33H7ZM10 32V31H9ZM8 32V33H9ZM107 32V31H106ZM127 32V31H126ZM171 32V31H170ZM179 32H181V31H179ZM5 33V34H6ZM11 33V32H10ZM108 33V32H107ZM118 33V32H117ZM154 33V32H153ZM4 35V33H1V35ZM37 34V33H36ZM129 34V33H128ZM151 34V33H150ZM149 33H148V35H150ZM157 34V32L156 33H154V35L152 34V36H149L147 39H145L144 37H142V39L144 38V40L145 41H143V40H141V41H139V39L138 38H136L137 39V44H139L138 45V47L140 46V47H142L143 48V46H145V44H149V43H151L152 45L154 44V46H152V47H157L158 49H160V50H162V47H161V42L160 41H163V40H161V38H162V36L160 35V34H158V35H156ZM0 35V36H1ZM2 35V36H3ZM7 35V34H6ZM44 35V34H43ZM120 35V34H119ZM5 36V35H4ZM13 36V35H12ZM16 36V35H15ZM40 37L42 36V35H39ZM102 36V35H101ZM129 36V35H128ZM128 36H125V37H127V39H128ZM133 36H134V34H133ZM185 36H187V34L185 35ZM188 36H190V35H188ZM6 37H8V36H6ZM77 37V38H78ZM104 38H105V36H103ZM107 37H109V36H107ZM106 37V38H107ZM135 37V36H134ZM134 37H130V38H133L134 39ZM46 38H47V36H46ZM115 38H116V36H115ZM141 38V37H140ZM45 39V38H44ZM62 39H64V38H62ZM68 39V38H67ZM67 39H64V41L66 40L67 41ZM135 39V40H136ZM166 39V38H165ZM46 40V39H45ZM79 40V41H80ZM83 40V41H84ZM86 40L84 41V43L86 42ZM186 40H187V38H186ZM49 41H52V40H50L49 39ZM70 41H71V39H70ZM83 41H82V43H81V46L82 45H85V44H83ZM118 45H117V50L115 51V52H113L112 54H109V53H106L105 52V56H106V60H102L103 62L105 61V62H107V60H108V62L110 63H112L114 60H113V58L115 59V56H114V54L115 55H117V53H119V52H117V51H122V49H127L126 47H129L128 45L126 46V44H125V42L124 41H122V38H118ZM131 41V40H130ZM21 42H23V44H21L22 46H20V44L19 43H21ZM100 42V41H99ZM106 42V41H105ZM114 42V41H113ZM127 42V41H126ZM165 42V41H164ZM11 43V44H10ZM26 43V44H25ZM76 43V42H75ZM78 43V42H77ZM88 43V42H87ZM101 43H103V42H101ZM107 43V42H106ZM173 43V42H172ZM187 43H189V42H187ZM174 44V43H173ZM33 45V46H32ZM73 45H76V44H74L73 43ZM166 45V44H165ZM176 45V44H175ZM78 46L80 47V43L78 44ZM104 46V45H103ZM130 46H131V44H130ZM149 46V45H148ZM147 46V47H148ZM190 47L189 48H192L191 47V45H189ZM195 46H196V44H195ZM33 47H34V50H37V48H38V52L36 53V54H42V55H44L45 57H37V56H34L33 54L35 53V52H32L33 50H31V48L33 49ZM65 47H66V44H65ZM78 47V48H79ZM106 47V46H105ZM137 45L136 46H134V47H132L131 48V50L133 49V51L134 50H136L137 48ZM151 47V46H150ZM15 48H19L18 50L19 51H16V49ZM71 48V47H70ZM77 48V47H76ZM130 48V47H129ZM134 48H136V49H134ZM156 48V51H160V50H158ZM194 49H196V47H193ZM199 48V47H198ZM114 49V48H113ZM139 49V48H138ZM137 49V50H138ZM143 49H146L145 47L143 48ZM142 49V50H143ZM147 49H149V47L147 48ZM200 49V48H199ZM201 49V50H202ZM0 50V51H1ZM92 50V49H91ZM105 50V49H104ZM129 50V49H128ZM154 50V49H153ZM81 51H82V47H81ZM138 51H140V50H138ZM143 51H145V50H143ZM10 52V51H9ZM71 53L70 55H72L71 57V59L70 60H68V58L67 57H64V56H62L63 54H65V53ZM75 52H76V49H75ZM83 52V51H82ZM130 52V51H129ZM128 52V53H129ZM141 52V51H140ZM149 52V51H148ZM161 52V51H160ZM160 52H158V53H160ZM68 53H67V55H68ZM74 53V52H73ZM80 53V52H79ZM123 53H125V52H123ZM150 53V52H149ZM248 53H246L247 55H248ZM7 54V53H6ZM76 54V53H75ZM80 54H82V53H80ZM98 54V55H97ZM100 54V55H99ZM131 54V53H130ZM92 55V56H93ZM213 55H212V57H213ZM9 56V55H8ZM77 56H80L79 54H77ZM92 56H91V58H92ZM118 56V55H117ZM151 56V55H150ZM216 56V57H215ZM1 57V56H0ZM4 57V56H3ZM35 57L36 58H38V60H40V61H42V63H40V69H34V67H36V66H38V64L36 63V61H37V59H35ZM74 57V58H73ZM110 57V58H109ZM135 57V56H134ZM139 57H141V58H143V55H141V56H139ZM240 57V56H239ZM241 57H243V56H241ZM240 57V58H241ZM76 58V59H75ZM104 58V57H103ZM137 58V57H136ZM152 58V57H151ZM202 58V57H201ZM228 58V59H227ZM236 58V59H235ZM8 59H10V58H8ZM17 59H19L18 61L20 62V64L19 65H15V62H18L17 61ZM84 59H89V58H86V57H84ZM217 59V60H218ZM44 60H46L44 63H43V61ZM82 60H83V58H82ZM100 60V61H101ZM133 60V59H132ZM208 60V59H207ZM210 59H209V61L208 62H210L211 61ZM231 60V59H230ZM40 61H38V62H40ZM89 61V60H88ZM117 61V60H116ZM204 61V60H203ZM213 61V60H212ZM235 61H238L240 64L239 65H241V67L239 66V68L237 67L236 68V62ZM245 61V62H246ZM3 62H4V60H1L0 59V71L2 70H4V68L5 67H3ZM57 62H59V66L61 65V69H59V67L57 66L58 64H57ZM235 62V63H234ZM237 62V63H238ZM254 63V65H252ZM9 64V63H8ZM87 64H89V62H87ZM210 65H211V62L209 63ZM247 64V65H248ZM36 65V66H35ZM102 65V64H101ZM113 65V64H112ZM210 65H209V67H210ZM56 66L58 67V68H56ZM104 66V65H103ZM109 66V65H108ZM212 66V65H211ZM102 67V68H101ZM111 67V66H110ZM215 67V66H214ZM220 67V66H219ZM221 67H222V65H221ZM257 67V68H258ZM38 68H39V66H38ZM158 68V67H157ZM217 68V67H216ZM215 68V69H216ZM224 68H228V66H225ZM255 68H256V66H255ZM207 69V68H206ZM226 69H224V71L226 70ZM229 69L230 68H228V72L227 73H225V72H223V70H222V74L221 73H219V72H217V73H219V74H221V76H223V74L225 75V74H229ZM38 70V71H37ZM244 70V69H243ZM254 70V69H253ZM209 71V70H208ZM233 71V73H235L234 72V70H231L230 69V74H232L231 72ZM250 71V72H251ZM5 72V71H4ZM250 72H249V74H250ZM253 72V71H252ZM90 74H91V72H89ZM101 73V72H100ZM212 73H214V72H212ZM247 72H245V74H246ZM9 74H10V72H9ZM84 74H86V73H84ZM95 74V73H94ZM218 74V75H219ZM236 74V73H235ZM248 74V73H247ZM61 75V76H60ZM227 75H226V77H227ZM254 74H252V76H253ZM4 76V75H3ZM2 76V79H5L4 77ZM9 76V75H8ZM67 76V77H68ZM83 76V75H82ZM100 77H101V75H99ZM220 76V77H221ZM250 76V75H249ZM47 77H48V79H47ZM63 77V76H62ZM73 77V76H72ZM77 77V76H76ZM79 77H81V76H79ZM92 77V74H91V76H90V78ZM226 77L224 78V79H226ZM242 77V76H241ZM246 77V76H245ZM78 78V77H77ZM243 78V77H242ZM250 78H252L251 76H250ZM24 79V80H23ZM62 79V78H61ZM73 79V78H72ZM71 79V80H72ZM97 79H98V76H97ZM241 79V78H240ZM246 79H249V78H246ZM245 79V80H246ZM31 80V81H32ZM63 80H64V78H63ZM85 80V79H84ZM94 80V79H93ZM99 80H100V78H99ZM227 80H228V78H227ZM229 80H230V78H229ZM253 80V79H252ZM251 79H250V81H252ZM78 81H80V79L78 80ZM219 81H221V80H219ZM222 81H225V80H222ZM239 81H241V80H239ZM248 81V80H247ZM250 81H248V82H250ZM5 82V81H4ZM47 82V81H46ZM61 82V81H60ZM96 82V81H95ZM229 82V81H228ZM227 81L225 82L226 83V85H227V83H228ZM231 82H232V78H231ZM237 82V81H236ZM255 82V81H254ZM82 83V82H81ZM84 83H87V82H84ZM220 83V82H219ZM238 83L239 82H237V85H238ZM243 82L241 81V84H242ZM244 83H247L246 81L244 82ZM243 83V84H244ZM27 84V83H26ZM88 84V83H87ZM89 84H91L90 82H89ZM35 84H33V83H30V87L31 86H34ZM37 85V84H36ZM223 85V84H222ZM225 85V87H227ZM233 85V84H232ZM234 85H236V84H234ZM250 85V84H249ZM253 85V84H252ZM251 85V86H252ZM5 86V85H4ZM46 86V85H45ZM229 86V85H228ZM245 86V85H244ZM237 87H240V86H237ZM236 87V88H237ZM36 88V87H35ZM241 88L243 89H245L246 87H243V86H241ZM254 88H256V87H254ZM17 89V88H16ZM15 89V90H16ZM47 89V88H46ZM241 89V90H242ZM243 89V90H244ZM248 89V87L246 88V90ZM252 89V88H251ZM39 90V89H38ZM38 90H36V91H38ZM45 90V89H44ZM241 90H239V91H241ZM12 91V90H11ZM238 91V90H237ZM249 92L250 91H252V90H248ZM255 91V90H254ZM16 92V91H15ZM192 92H194V91H192ZM243 92V91H242ZM248 92V93H249ZM13 93V92H12ZM22 93V92H21ZM23 93H24V91H23ZM32 93V92H31ZM237 93V92H236ZM247 93V92H246ZM247 93V94H248ZM253 93H255V92H253ZM3 94H4V92H3ZM15 94H17V93H15ZM33 94H34V92H33ZM37 94V93H36ZM190 94H192V93H190ZM250 94H252L251 92H250ZM25 95V94H24ZM31 95V94H30ZM35 95V94H34ZM241 94H239L238 96H240ZM4 96V95H3ZM15 96V95H14ZM14 96H12V97H14ZM226 96V95H225ZM237 96V97H238ZM246 96H248V95H246ZM245 96V97H246ZM7 97H9V95L7 96ZM36 97V96H35ZM194 97V96H193ZM15 98H17V97H15ZM20 98H21V96H20ZM38 98H40V97H38ZM37 98V99H38ZM168 98V97H167ZM180 98V97H179ZM190 98V97H189ZM208 98H209V96H208ZM211 98V97H210ZM241 97H239V99H240ZM244 98V97H243ZM228 99V98H227ZM239 99H238V101H239ZM247 99V98H246ZM28 100V99H27ZM230 100H232V99H230ZM18 101H20V100H18ZM26 101V100H25ZM49 101V100H48ZM182 101H184V100H182ZM181 101V102H182ZM233 101H234V98H233ZM237 101V100H236ZM246 101V100H245ZM28 102V101H27ZM44 102V101H43ZM51 102V101H50ZM175 102V101H174ZM177 102V101H176ZM185 102V101H184ZM187 102V101H186ZM191 102V101H190ZM250 102V101H249ZM233 103V102H232ZM253 103H251V104H253ZM8 104H10V103H8ZM36 104V103H35ZM51 104H53V103H51ZM240 104V103H239ZM253 104V105H254ZM31 105V104H30ZM237 105V104H236ZM49 107V106H48ZM166 107V106H165ZM182 108V107H181ZM47 109V108H46ZM159 109V108H158ZM6 110V109H5ZM19 110V109H18ZM20 110H22V109H20ZM50 110V109H49ZM59 110V109H58ZM34 111V110H33ZM62 111H64V110H62ZM7 112V111H6ZM12 112V111H11ZM3 113H4V111H3ZM27 113V112H26ZM66 113V112H65ZM68 113V112H67ZM16 114V113H15ZM30 114V113H29ZM53 114V113H52ZM4 115V114H3ZM2 115V116H3ZM21 115V114H20ZM69 115V114H68ZM18 116V115H17ZM111 116V115H110ZM6 117H7V115H6ZM14 117H16V116H14ZM19 117V116H18ZM26 117V116H25ZM44 117V116H43ZM61 117H63V116H61ZM102 117V116H101ZM17 118V117H16ZM20 118V117H19ZM28 118V117H27ZM104 118V117H103ZM110 118V117H109ZM3 119V118H2ZM8 119V118H7ZM11 119V118H10ZM13 120L15 119V118H12ZM42 119H44V118H42ZM57 119V118H56ZM77 119H79V118H77ZM88 119V118H87ZM206 120H207V118H205ZM241 119V118H240ZM21 120V119H20ZM50 120V119H49ZM68 120V119H67ZM70 120V119H69ZM81 120H83V119H81ZM105 120H106V118H105ZM242 120V119H241ZM9 121V123L8 124H10V120H8ZM26 121V120H25ZM24 120H23V122L22 123H24L25 122ZM34 121V120H33ZM51 121V120H50ZM80 121V120H79ZM84 121V120H83ZM87 121H89V120H87ZM110 121V120H109ZM211 121H213V120H211ZM243 121H245V122H250V121H252V122H255L256 124H260V125H264V111H261V112H259L258 114H257V116H248V117H246L245 116V118L243 119ZM7 122V121H6ZM16 122V121H15ZM21 122V121H20ZM52 122V121H51ZM70 122H71V120L69 121V124H70ZM103 122V121H102ZM198 122V121H197ZM206 122V121H205ZM204 122V123H205ZM216 122V121H215ZM229 122V121H228ZM12 123V122H11ZM13 123H14V121H13ZM27 123V122H26ZM30 123V122H29ZM73 124H74V122H72ZM194 123H196V122H194ZM199 123V122H198ZM204 123H203V125L202 126H204ZM208 123V122H207ZM230 123V122H229ZM4 124V123H3ZM2 124V125H3ZM8 124L7 125H4V127L6 126H8ZM16 124V123H15ZM25 124V123H24ZM28 124V123H27ZM26 124V125H27ZM32 124H33V122H32ZM42 124H43V121H42ZM46 124V123H45ZM49 124H51V123H49ZM76 124V123H75ZM77 124H80V123H77ZM99 124H100V122H99ZM103 124V123H102ZM19 125V124H18ZM35 125V123L33 124V126ZM38 125V124H37ZM36 125V126H37ZM54 125V124H53ZM53 125H51V126H53ZM66 125V124H65ZM72 125V124H71ZM98 125V124H97ZM210 125H211V123H210ZM217 125V124H216ZM228 125V124H227ZM231 125V124H230ZM238 125V124H237ZM13 126H14V124H13ZM17 126V125H16ZM15 126V127H16ZM20 126V125H19ZM25 126V125H24ZM49 126V125H48ZM56 126V125H55ZM72 126H76V125H72ZM90 126H91V124H90ZM99 126V125H98ZM109 126V125H108ZM193 126V125H192ZM192 126H190V127H192ZM197 126V125H196ZM201 126V127H202ZM208 126V125H207ZM207 126H205V127H207ZM5 127V128H6ZM9 127V126H8ZM12 127V126H11ZM18 127V126H17ZM15 128V129H18V128ZM21 127V126H20ZM23 127V126H22ZM27 127V126H26ZM29 127V126H28ZM27 127V128H28ZM40 127H42V126H40ZM82 127V126H81ZM103 127V126H102ZM194 127V126H193ZM49 128V127H48ZM53 128V127H52ZM57 128V127H56ZM75 128V127H74ZM78 128V127H77ZM85 128V127H84ZM100 128V127H99ZM151 128H152V126H151ZM199 128V127H198ZM261 128H263L264 129V127H261ZM30 129V128H29ZM40 129V128H39ZM46 129V128H45ZM53 129H55V128H53ZM89 129H90V127H89ZM98 129V128H97ZM116 129V128H115ZM163 129H166V128H163ZM192 129V128H191ZM203 129V128H202ZM7 130H8V128H7ZM23 130V132H25L26 131V129H25V131H24V128L22 129ZM38 130V129H37ZM50 130H51V128H50ZM56 130V129H55ZM80 131H81V129H79ZM79 130H77V131H79ZM82 130H84V129H82ZM94 130V129H93ZM107 130H108V128H107ZM106 130V131H107ZM114 130V129H113ZM118 130V129H117ZM120 130V129H119ZM124 130V129H123ZM123 130L121 131V132H123ZM135 130V129H134ZM138 130V129H137ZM172 130H174V129H172ZM177 130V129H176ZM181 130V129H180ZM183 130V129H182ZM261 130V129H260ZM21 131V130H20ZM42 131V130H41ZM76 131V132H77ZM87 131V130H86ZM95 131V130H94ZM103 131V130H102ZM116 131V130H115ZM129 131V130H128ZM186 131V130H185ZM190 131V130H189ZM204 131H206L205 129H204ZM203 131V132H204ZM2 132V131H1ZM27 133H29V132H31V131H26ZM57 132H59V131H57ZM97 132H98V130H97ZM109 132V131H108ZM111 132V131H110ZM113 132V131H112ZM119 132V131H118ZM148 132V131H147ZM177 132V131H176ZM183 132V131H182ZM192 132H194V131H192ZM202 132V131H201ZM258 132V131H257ZM263 132V131H262ZM14 133V136L16 135L15 133L16 132H13ZM26 133V134H27ZM32 133V132H31ZM36 133V132H35ZM34 133V134H35ZM43 133V132H42ZM48 133V132H47ZM49 133H50V131H49ZM53 133V132H52ZM64 133V132H63ZM99 133V132H98ZM107 133V132H106ZM115 133V132H114ZM128 133V132H127ZM133 133V132H132ZM167 133V132H166ZM189 133V132H188ZM196 133V132H195ZM207 133V132H206ZM205 133V134H206ZM36 134H38V133H36ZM35 134V135H36ZM44 134V133H43ZM54 134H56L57 135V133H55L54 132ZM91 134H92V132H91ZM90 134V135H91ZM96 134V133H95ZM94 134V135H95ZM139 134V133H138ZM141 134V133H140ZM148 134V133H147ZM158 134V133H157ZM175 133H173V135H174ZM185 134V133H184ZM197 135H198V133H196ZM204 134V133H203ZM255 134H256V132H255ZM254 134V135H255ZM30 135V134H29ZM67 135V134H66ZM77 135V134H76ZM94 135H92V136H94ZM100 135V134H99ZM113 135V134H112ZM119 135V137H120V134H118ZM127 135V134H126ZM143 135H145L144 133H143ZM149 135V134H148ZM160 135V134H159ZM170 135V134H169ZM196 135V136H197ZM262 135V134H261ZM32 136H34V135H32ZM44 136V135H43ZM42 136V137H43ZM84 136V135H83ZM100 136H102V135H100ZM117 135H115V137H116ZM124 136V135H123ZM142 136V135H141ZM171 136V135H170ZM178 135L176 134V137H177ZM181 136V135H180ZM183 136V135H182ZM195 136V135H194ZM257 136V135H256ZM16 137H19V135L18 136H16ZM23 138H24V136H22ZM35 137H37V136H35ZM67 137L68 136H62V137H60L58 140H54V138L53 139H51L50 137V139L48 140V139H46L48 142H47V145L46 144H44L45 146H46V148H45V151L44 152H47L48 154H51V156L53 155V156H55V157H57V159H59L58 160V162L59 163H57V165H56V167L54 166V164H52V166H54L55 167V170H54V174L53 175H55L56 176V178H57V183H59L60 184V186L63 184V183H67V182H70L74 177H76V175L79 173V172H81V178L83 179L82 180V185H84L85 183H87V181H88V179L89 178H92L93 177V174H91V171H90V168H86L85 167V165L87 164V163H85L86 161L84 160H77V161H75L74 162V164L73 165H70V166H67V164H66V166L67 167H63V164L67 161V156L68 155H71V156H74V154H75V150L73 149V148H75V147H73V148H71L70 147V142H69V140L67 139ZM89 137V136H88ZM96 137V136H95ZM114 137V135H113V138H115ZM128 137V136H127ZM167 137V136H166ZM169 137V136H168ZM184 137H185V135H184ZM199 137V136H198ZM233 137V136H232ZM232 137H231V139H232ZM263 137H264V135H263ZM3 138V137H2ZM9 139H10V137H8ZM20 138V137H19ZM38 138V137H37ZM41 138V137H40ZM100 138V137H99ZM98 138V139H99ZM106 138V137H105ZM108 138H110V137H108ZM141 138V137H140ZM142 138H144V137H142ZM173 138H175V137H173ZM221 138V137H220ZM229 138V137H228ZM227 137L225 138V139H227V140H229ZM257 139L258 137H253V139ZM29 139V138H28ZM31 139V138H30ZM130 139H132V138H130ZM145 139V138H144ZM147 139V138H146ZM145 139V140H146ZM154 139H156V138H154ZM164 139V138H163ZM166 139H168V138H166ZM180 139V138H179ZM178 139V137H177V140H179ZM182 139V138H181ZM221 139H223V138H221ZM255 139V140H256ZM7 140V139H6ZM11 140H12V138H11ZM21 140V139H20ZM43 140H45V139H43ZM45 140V141H46ZM75 140V139H74ZM78 140H80V139H78ZM84 140H86V139H84ZM117 140V139H116ZM132 140H134L135 142L134 143H136L135 145H138L137 147H131L130 148V146L128 147L130 150L129 151H131V149L133 148V150L130 152V153H128V155H124V156H122L121 154H120V156H122L121 158H120V162L119 163H121L120 165L123 167V169L125 170V171H127V172H131L134 168H137L138 169V171L139 172H137L136 171V175H137V173H139L140 175L139 176H141V174L142 175H148V176H151V174H152V171H156L157 173V175H158V179H153V180H151L150 179V181L151 182H144V183H142L141 181H139V179L136 181V184L134 183V185L135 186H131L132 187V189L131 190H127V188L129 187L128 185V187L125 189L126 191H124V192H122V194H118V195H121V196H119L120 198L118 199V200H111V197H110V195H111V193H112V191H113V187L112 186H107L108 184H106V187L105 186H103V187H105L104 189H101V187H99V185L98 186H96V187H98V189H97V191L99 190V188L101 189V192L99 193V194H96V195H92L91 193L90 194H88V193H86L85 191H81L82 192V195H83V202H85L84 204H86V205H94V208L95 207H98V209H106L107 211H110V209H112L114 206H116V208H115V210L116 211H118V213L120 214V218L121 217H123L124 219H126V221H128V223L130 222L131 224H129V225H133L134 227L133 228H136L137 229V231H136V233H137V235H136V237L137 236H139L140 238H142L143 239V242L145 241H148V242H151V243H156L158 246H157V251H159V252H156V259L155 260H157L158 261V263L159 264H264V151H260V153H257V152H255V151H253V152H255V153H253V152H250V151H248V152H246V151H242V150H238V149H240V148H238L237 150L234 148V147H232L233 149L231 150L229 147H227V144L225 145V144H223V143H219L220 141H218V142H216V143H214L213 145H211V147L209 146V147H207L205 150L204 149H200V148H195V147H184V148H182V149H180V151H178V152H176V153H172V152H169V151H167V150H162V148H158V146H157V149L155 150V151H148V150H146V149H144L143 148V146H141V144H144V146H145V144H148V143H146V142H144V141H141V140H138V139H132ZM156 140H158V138L156 139ZM169 140H170V138H169ZM168 140V141H169ZM173 140H175L176 141V139H173ZM220 140V139H219ZM224 140V139H223ZM226 140V141H227ZM2 141V140H1ZM17 141H18V139H17ZM23 141V140H22ZM40 141H42V139L40 140ZM45 141H43V143L45 142ZM75 141H77V138H76V140ZM74 141V142H75ZM90 141H92V140H90ZM97 141V140H96ZM118 141H120V139L118 140ZM123 142H124V139L122 140ZM186 141V140H185ZM188 141H190L189 139H188ZM258 141V140H257ZM8 142V141H7ZM15 142V141H14ZM23 142H25V140L23 141ZM80 142V141H79ZM92 142H94V141H92ZM123 142H121L122 144H123ZM157 142V141H156ZM160 142V141H159ZM237 142V141H236ZM18 143V147H19V141L17 142ZM20 143H21V141H20ZM26 143V142H25ZM29 143V142H28ZM27 143V144H28ZM72 143V142H71ZM118 143H120V142H118ZM129 143V142H128ZM227 143V142H226ZM229 143H231V142H229ZM235 143V142H234ZM259 143V142H258ZM257 143V144H258ZM4 144V143H3ZM10 145H11V143H9ZM26 144V145H27ZM77 144V143H76ZM80 144V143H79ZM88 144V143H87ZM121 144V145H122ZM127 144V143H126ZM158 144H160V143H158ZM238 144V143H237ZM254 144V142L252 143V145ZM260 144V143H259ZM263 144V143H262ZM5 145H7L8 146V144H5ZM14 145V144H13ZM28 145H30V144H28ZM36 145V144H35ZM35 145H32V146H35ZM40 145H42V144H40ZM43 145V146H44ZM72 145V144H71ZM82 145V144H81ZM86 145V144H85ZM89 145V144H88ZM91 145V144H90ZM114 145V144H113ZM112 145V146H113ZM124 145H125V143H124ZM127 145H129V144H127ZM149 146H150V144H148ZM229 145V144H228ZM232 145H234V144H232ZM231 145V146H232ZM6 146V147H7ZM15 146V145H14ZM25 146V145H24ZM31 146V145H30ZM44 146V147H45ZM78 146V145H77ZM99 146H100V144H99ZM148 146V147H149ZM155 146V145H154ZM230 146V145H229ZM230 146V147H231ZM238 146L240 147L241 145H239L238 144ZM12 148H13V146H11ZM16 147H17V145H16ZM26 147V146H25ZM41 147V146H40ZM39 147V148H40ZM43 147V148H44ZM87 147V146H86ZM104 147H105V144H104ZM103 147V148H104ZM117 147V146H116ZM147 147V146H146ZM148 147H147V149H148ZM163 147V146H162ZM252 147V146H251ZM261 147V146H260ZM11 148V149H12ZM15 148V147H14ZM30 148V147H29ZM29 148H27V149H29ZM36 148H37V146H36ZM78 148V147H77ZM81 148V147H80ZM88 149H89V146L87 147ZM102 148V149H103ZM119 148V147H118ZM124 149H125V147H123ZM122 148V149H123ZM127 148V149H128ZM135 148V149H134ZM201 148H203V147H201ZM205 148V147H204ZM257 148H258V146H257ZM4 149V148H3ZM17 149V148H16ZM27 149H26V151H27ZM35 149V148H34ZM88 149H86V150H88ZM93 149V148H92ZM117 149V148H116ZM150 149V148H149ZM152 149V148H151ZM259 149H262V148H259ZM8 150H10V148L8 149ZM7 150V151H8ZM13 150V149H12ZM15 150V149H14ZM18 151H19V149H17ZM20 150H22V149H20ZM23 150H24V148H23ZM32 151H33V149H31ZM36 150V149H35ZM38 150V149H37ZM37 150H36V152H37ZM40 150V149H39ZM113 150V149H112ZM245 150V149H244ZM263 150V149H262ZM6 151V150H5ZM83 151V150H82ZM82 151H80V152H82ZM116 153H117V151H119V150H114ZM126 151V150H125ZM128 151V152H129ZM14 152V151H13ZM28 152H30V151H28ZM35 152V151H34ZM35 152V153H36ZM87 152V151H86ZM98 152V151H97ZM1 153V152H0ZM5 153V152H4ZM22 153V152H21ZM31 153V152H30ZM33 153V152H32ZM35 153H33V154H35ZM42 153V152H41ZM46 153V154H47ZM103 153H104V149H103ZM121 153H122V151H121ZM124 153V152H123ZM23 154V153H22ZM21 154V155H22ZM46 154H42V156L43 155H45L46 156ZM78 154H79V151H78ZM81 154V153H80ZM108 154V153H107ZM117 154H119V153H117ZM17 155V154H16ZM18 155H19V153H18ZM29 155V154H28ZM32 154H30L29 156L30 157H32L31 156ZM35 155H37V154H35ZM38 155L41 157V155L39 154V151H38ZM37 155V156H38ZM81 155H83V154H81ZM86 155V154H85ZM95 155V154H94ZM103 155H106V154H103ZM1 156V155H0ZM10 156V155H9ZM24 156H26L27 157V154L25 155V153H24ZM39 156H38V158H39ZM50 156V155H49ZM48 157L49 159H52V157ZM86 156H88V155H86ZM110 156V155H109ZM109 156H107L108 158H109ZM119 156V155H118ZM21 157V156H20ZM46 157V158H47ZM75 157V156H74ZM73 157V158H74ZM95 157V156H94ZM93 157V158H94ZM113 157V156H112ZM115 157V156H114ZM117 157V156H116ZM116 157H115V159H116ZM1 158V157H0ZM6 158H7V156H6ZM25 158V157H24ZM46 158H44V159H46ZM54 158V157H53ZM79 158V157H78ZM3 159H5V157H3ZM3 159H1V160H3ZM22 159H23V157H22ZM40 159V158H39ZM49 159H48V163H49ZM70 159V158H69ZM68 159V160H69ZM75 159V158H74ZM80 159V158H79ZM83 159H84V157H83ZM92 159V158H91ZM90 159V160H91ZM114 159V158H113ZM11 160V159H10ZM16 160V159H15ZM14 160V161H15ZM25 160V159H24ZM24 160H22V162L24 161ZM71 160V159H70ZM95 160H96V158H95ZM90 161V163H92V165H97L98 163L96 162V161ZM160 161V160H164V161H162L161 163L162 164H160L159 166H157V161ZM4 161V160H3ZM13 161V162H14ZM20 161V160H19ZM19 161H18V163H19ZM32 161H34V159L32 158ZM31 160H30V164H31V162H32ZM40 161V160H39ZM38 161V162H39ZM56 161V160H55ZM87 161H88V159H87ZM114 161V160H113ZM116 161V160H115ZM8 162H10V161H8ZM25 162H28V161H25ZM37 162V163H38ZM42 162V164H43V161H41ZM40 162V163H41ZM51 162V161H50ZM108 162V161H107ZM117 162V161H116ZM15 163V162H14ZM18 163H15V165L16 164H18ZM24 163V162H23ZM23 163H21L20 162V164H23ZM102 163H103V161H102ZM106 163V162H105ZM118 163V164H119ZM7 164V163H6ZM13 164V163H12ZM30 164H29V166H30ZM34 164V162L31 164V166ZM42 164H41V166H42ZM100 164V163H99ZM114 164V163H113ZM3 165V164H2ZM7 165H9V164H7ZM7 165H4L3 167H4V170H7L8 169V167L9 166H7ZM35 165V167H37L36 166V164H34ZM34 165H33V168H35L34 167ZM51 164L49 163V166H50ZM105 165V164H104ZM119 165V166H120ZM145 165V166H144ZM22 166H24L25 167V165L23 164ZM51 166V167H52ZM65 166V165H64ZM110 166V165H109ZM114 166H116L115 164H114ZM118 166V165H117ZM118 166V167H119ZM16 167H17V165H16ZM18 167H19V164H18ZM92 167H94V166H92ZM105 167H107V166H105ZM111 167H113V166H111ZM21 168V167H20ZM28 168V167H27ZM30 168V167H29ZM46 168V167H45ZM53 168V167H52ZM98 168V167H97ZM102 168V167H101ZM109 169L107 170V171H109V170H111L110 169V167H108ZM22 169V168H21ZM25 169V168H24ZM30 169H32V168H30ZM50 169V168H49ZM48 169V170H49ZM1 170H2V167H1ZM9 170V169H8ZM19 170V169H18ZM29 170V169H28ZM35 170H36V168H35ZM42 169H40V171H41ZM93 170V169H92ZM101 170V169H100ZM115 170H117V169H115ZM114 170V171H115ZM11 171H12V169H11ZM21 171V170H20ZM20 171H19V175H20ZM30 171V170H29ZM29 171H27V172H29ZM34 171V170H33ZM46 171V170H45ZM102 171H103V169H102ZM104 171H105V173H106V169H104ZM4 172V171H3ZM2 172V173H3ZM8 172V171H7ZM13 172V171H12ZM14 172H16V171H14ZM18 172V171H17ZM25 172V171H24ZM24 172H23V177L22 178H24L25 179V177L26 176H24ZM49 172V171H48ZM32 173V172H31ZM45 173V172H44ZM99 173V172H98ZM108 173H110V172H108ZM107 173V174H108ZM115 173H117V171H115ZM4 174H6L5 172H4ZM10 174V173H9ZM12 174V173H11ZM10 174V175H11ZM14 174V173H13ZM26 174V173H25ZM52 174V172L50 173V175ZM84 174H85V177H84ZM87 174V175H86ZM91 174V175H90ZM126 174V173H125ZM3 175V174H2ZM0 176V177H2V181H3V176ZM49 175V174H48ZM47 175V176H48ZM89 175H90V177H89ZM98 175V174H97ZM103 175V174H102ZM111 175V174H110ZM116 175H118V174H116ZM6 176V175H5ZM9 176V175H8ZM16 176H17V174H16ZM29 176V175H28ZM106 176V175H105ZM108 176H109V174H108ZM113 176V175H112ZM111 176V177H112ZM129 176V175H128ZM13 177H15V176H13ZM11 178V180H13L14 179V182L13 181H10V182H12V184H14V186H9L10 188L9 189H4V187H6L7 185L6 184H8V180H10V179H6V181H7V183L4 185V187H3V189H2V192H0V199H1V201H4V203L5 202H7V203H11V202H13V201H17V200H19V199H22V198H25V197H28V200L31 202V204L29 205V206H31V208L30 209H28V210H30V213L29 214H26L27 215V217H21L19 214L18 215H16V224H15V226H14V229L15 230H18V228L20 227V225H26L27 227H29L28 229H31V231L30 232H32V238H33V240H34V242H36L35 240H40L39 238H41V235L43 234L42 233V229H37V228H40V227H37L36 225H35V222L37 221H34L35 220V216H38V214L36 215V211H37V206H38V204H39V202L43 199V198H45L46 197V195H47V190L45 189V187L42 185V182H43V171L42 172H39V173H32V175L30 176V177H28L29 179L28 180H24L23 181V179H22V181L23 182H18V184H16L15 185V183H17V180L18 179H16V178ZM18 177H20V176H18ZM103 177H104V175H103ZM114 177V176H113ZM119 177V176H118ZM118 177H115V179L116 178H118ZM122 177H125L126 178V176H124V174H123V176ZM137 177H138V175H137ZM136 177V178H137ZM6 178H7V176H6ZM9 178V177H8ZM48 178V177H47ZM98 178V177H97ZM97 178H95V180L97 179ZM106 178V177H105ZM128 178H132V176L130 177H128ZM141 178V177H140ZM1 179V178H0ZM50 179H53V178H51V176H50ZM112 179H114V178H112ZM123 179V178H122ZM127 179V178H126ZM125 179V180H126ZM133 179L135 180V176L133 177ZM47 180V179H46ZM92 180V179H91ZM91 180H89V183L91 182ZM118 179H116V181H117ZM131 180V182L133 181L132 179H130ZM144 180V179H143ZM142 180V181H143ZM149 180V179H148ZM147 180V181H148ZM2 181H0V185H2L1 183H2ZM20 181V180H19ZM105 181V180H104ZM112 181H114V180H112ZM129 181V180H128ZM48 182H50V181H48ZM79 182V181H78ZM96 182H98V181H96ZM100 182V181H99ZM120 182H122V180H120ZM134 182V181H133ZM138 182H141L142 183V185L141 186H139V184H141V183H139V184H137ZM56 183V181H55V184H57ZM71 184H72V182H70ZM88 183V184H89ZM93 183H94V181H93ZM108 183H109V181H108ZM118 183V182H117ZM76 183H74V185H75ZM116 184V183H115ZM125 184H127V183H125ZM124 184V185H125ZM131 184V183H130ZM70 185V184H69ZM92 185V187H95V186H93V184H91ZM96 185V184H95ZM122 185V184H121ZM132 185V184H131ZM53 186V185H52ZM55 186V185H54ZM76 186V185H75ZM78 186V185H77ZM89 186V185H88ZM12 187V188H11ZM48 187V186H47ZM46 187V188H47ZM51 187V186H50ZM59 187V186H58ZM62 187H63V185H62ZM74 187V186H73ZM79 188H80V186H78ZM95 187V188H96ZM102 187V188H103ZM7 188H8V186H7ZM64 188H66V187H64ZM121 188V187H120ZM123 188V187H122ZM52 189V188H51ZM57 189V188H56ZM90 190H92V188H89ZM6 190V191H5ZM49 190V189H48ZM53 190V189H52ZM72 190V189H71ZM82 190V189H81ZM57 191V190H56ZM96 191V192H97ZM121 191H122V189H121ZM58 192V191H57ZM60 193H61V191H59ZM70 192V191H69ZM56 193V192H55ZM59 193V194H60ZM84 193V194H83ZM121 193V192H120ZM69 195H70V193H68ZM61 196V195H60ZM78 196V195H77ZM117 196V195H116ZM53 197V196H52ZM54 197H56V196H54ZM67 197V196H66ZM112 197H113V194H112ZM51 198V197H50ZM60 199H62L61 197H59ZM78 198V197H77ZM114 198H118V197H114ZM26 199V198H25ZM69 199H70V197H69ZM79 199V198H78ZM46 200V199H45ZM47 200H49V199H47ZM46 200V201H47ZM54 200V199H53ZM1 201H0V203H1ZM20 201V200H19ZM23 201H25L26 203H27V205H28V203H30V202H27V199L26 200H23ZM43 201V200H42ZM55 201V200H54ZM58 201H60L59 199H58ZM65 201H66V199H65ZM73 201V200H72ZM77 201V200H76ZM25 202H23V206H24V204L26 205V203ZM55 202H57V201H55ZM64 202V201H63ZM70 202V201H69ZM74 202V201H73ZM116 202H119V205H115V203ZM6 203V205H8ZM21 203V202H20ZM15 204V202L14 203H12V205L13 204H15V207H18V205H19V210H20V206L22 207V203L21 204ZM47 203H48V201H47ZM50 204V203H49ZM52 204V203H51ZM2 205H4V204H2ZM11 205V204H10ZM45 205V204H44ZM64 205H66V204H64ZM64 205H62V206H64ZM71 205V204H70ZM86 205H85V207H86ZM41 206V205H40ZM54 206V205H53ZM52 206V207H53ZM84 207L83 206V204L82 205H80V207ZM6 207V206H5ZM5 207H4V210H2V211H5ZM12 207V206H11ZM11 207H9V209H12ZM55 207V206H54ZM61 207V206H60ZM75 207V206H74ZM90 207V206H89ZM92 207V206H91ZM0 208H1V206H0ZM24 208V207H23ZM41 208H42V206H41ZM49 208V207H48ZM62 208V207H61ZM64 208V207H63ZM68 208V207H67ZM2 209V208H1ZM0 209V210H1ZM17 209V208H16ZM17 209V211L16 212H21L23 209H21V211H19ZM50 209V208H49ZM52 209V208H51ZM54 209V208H53ZM84 209V208H83ZM87 209H88V206H87V208H85V212H87ZM93 209V208H92ZM95 209H97V208H95ZM97 209V210H98ZM13 210L15 211V209H14V206H13ZM39 210V209H38ZM60 210V209H59ZM67 210V209H66ZM70 210V209H69ZM77 210H78V208H77ZM8 211V210H7ZM6 211V212H7ZM26 210H24L23 212H25ZM47 211V210H46ZM53 211V210H52ZM62 211V210H61ZM79 211L80 210H78V213H79ZM107 211H105L104 210V212H107ZM8 212H10V211H8ZM45 212V211H44ZM50 212V211H49ZM55 212V211H54ZM69 212H71V211H69ZM85 212H84V214H85ZM89 212V211H88ZM90 212H92V214H93V212L94 211H90ZM104 212H103V214H104ZM53 213V212H52ZM57 213H58V211H57ZM57 213H56V215H57ZM100 213V212H99ZM102 213V212H101ZM100 213V214H101ZM110 213H111V211H110ZM110 213H107V214H110ZM114 213H116V212H114ZM5 214V213H4ZM12 213H7V215L9 216V215H11ZM25 214V213H24ZM58 214H60V213H58ZM62 214V213H61ZM88 214V213H87ZM91 214V215H92ZM95 214V213H94ZM106 214V213H105ZM13 215V214H12ZM15 215V214H14ZM13 215V216H14ZM56 215H48L47 217L49 218V219H53V220H55V216ZM68 215V214H67ZM70 215V214H69ZM90 215V214H89ZM90 215V216H91ZM12 216V217H13ZM65 216V215H64ZM87 216V215H86ZM100 216H102V215H100ZM114 216V215H113ZM117 216H119V215H117ZM6 217L7 216H5L4 217V219L5 220H7L6 219ZM12 217H9V218H11V220H12ZM43 217H45L46 218V216H43ZM57 217V216H56ZM60 217V216H59ZM58 217V218H59ZM73 217V216H72ZM78 217H79V215H78ZM92 217H95V216H93L92 215ZM98 217H99V214H98ZM106 217V216H105ZM112 217V216H111ZM110 217V218H111ZM115 217V216H114ZM2 218V217H1ZM8 218V217H7ZM15 218V217H14ZM42 218V217H41ZM60 218H63V217H60ZM67 218V217H66ZM89 218V217H88ZM88 218H86V219H88ZM107 218V217H106ZM122 218V219H123ZM44 219V218H43ZM43 219H41V220H43ZM71 219H73V218H71ZM79 219H81V218H79ZM84 219H85V217H84ZM99 219V218H98ZM108 219V218H107ZM113 219V218H112ZM111 219V220H112ZM123 219V220H124ZM8 220H10V219H8ZM9 221L10 223L11 222H14V221ZM46 220V219H45ZM44 220V221H45ZM52 220V221H53ZM68 220V219H67ZM74 220H75V218H74ZM95 220V219H94ZM106 220V219H105ZM121 220V219H120ZM4 221V220H3ZM57 221V220H56ZM60 221V220H59ZM66 221V220H65ZM64 221V222H65ZM71 221V220H70ZM98 221V220H97ZM101 221V220H100ZM117 221H119V220H116V222ZM125 221V222H126ZM8 221H7V224L9 223ZM66 222H68V221H66ZM75 222H77V218H76V220H75ZM75 222H74V224H75ZM80 222V221H79ZM102 222V221H101ZM106 222V221H105ZM110 223H111V221H109ZM121 222H122V220H121ZM120 222V223H121ZM60 223H61V221H60ZM89 223V222H88ZM92 223H93V221H92ZM110 223H106V224H110ZM45 224V223H44ZM42 225V226H45V225ZM48 224H50V223H48ZM47 224V225H48ZM56 224V223H55ZM65 224V223H64ZM68 224V223H67ZM87 224V223H86ZM95 224V223H94ZM97 224H99V223H97ZM96 224V225H97ZM125 224H127V223H125ZM35 225V226H34ZM57 225V224H56ZM59 225V224H58ZM61 225V224H60ZM76 225H77V223H76ZM84 225V224H83ZM93 225V224H92ZM91 225V226H92ZM95 225V226H96ZM116 225V224H115ZM129 225H124V226H127L126 228H128V226ZM0 226H1V224H0ZM12 226V225H11ZM19 226V227H18ZM50 226H52V225H50ZM71 226V225H70ZM74 226V225H73ZM88 225H86V227H87ZM110 226H112V225H110ZM114 226V225H113ZM117 226V225H116ZM118 226H119V224H118ZM118 226H117V228H118ZM24 227V226H23ZM53 227V226H52ZM55 227V226H54ZM76 227V226H75ZM93 227V226H92ZM98 227V226H97ZM105 228H106V226H104ZM120 227H122V225L120 226ZM8 228V227H7ZM7 228H6V230H7ZM34 228H36V229H34ZM44 228V227H43ZM49 228V227H48ZM61 228V227H60ZM69 228V227H68ZM71 228V227H70ZM77 228V227H76ZM75 228V231L77 230ZM83 228H85V227H83ZM83 228H82V230H83ZM88 228V227H87ZM108 228V227H107ZM106 228V229H107ZM125 228V229H126ZM129 228H130V226H129ZM0 229H2V228H0ZM4 229V228H3ZM10 229V228H9ZM8 229V230H9ZM12 229H13V227H12ZM21 229V228H20ZM19 229V230H20ZM62 229V228H61ZM64 229V228H63ZM93 229V228H92ZM91 229V230H92ZM95 229V228H94ZM97 229H102V228H97ZM112 230H113V228H111ZM115 229V228H114ZM123 229V228H122ZM121 229V230H122ZM136 229H134V231L136 230ZM14 230V231H15ZM18 230V231H19ZM48 230V229H47ZM47 230H45V231H47ZM52 230V229H51ZM58 230V229H57ZM55 231V233L56 232H58V235L60 236V234H59V231ZM70 230V229H69ZM89 230V229H88ZM99 230V231H100ZM103 230V229H102ZM112 230H109V231H112ZM118 230H119V228H118ZM126 230H129V229H126ZM5 231V230H4ZM13 231V230H12ZM13 231V232H14ZM18 231H16V232H14V236L12 237V238H14V237H16V235H20L19 233H18ZM21 231H23L22 229H21ZM20 231V232H21ZM44 231V232H45ZM50 231V230H49ZM62 231V230H61ZM60 231V232H61ZM67 232H68V230H66ZM65 231V232H66ZM71 231V230H70ZM87 231V230H86ZM94 231V230H93ZM97 231V230H96ZM107 230H105V232H106ZM114 231H117L116 229L114 230ZM113 231V232H114ZM125 231V230H124ZM2 232V231H1ZM29 232V233H30ZM48 232V231H47ZM47 232H45V233H47ZM73 232V231H72ZM90 232V231H89ZM98 232V231H97ZM112 232V233H113ZM118 232V231H117ZM126 232V231H125ZM28 233V234H29ZM44 233V234H45ZM49 233H52L51 231L49 232ZM54 233V232H53ZM54 233V234H55ZM64 233V232H63ZM85 233V232H84ZM92 233V232H91ZM94 233V232H93ZM114 233H116V232H114ZM119 233V232H118ZM128 233V232H127ZM131 233H133V231H131ZM131 233H128V234H131ZM57 234V233H56ZM77 234V237L79 236V235H81V234H79L78 235V233H76ZM75 234V235H76ZM90 234V233H89ZM109 234V233H108ZM122 234V233H121ZM11 235V234H10ZM22 235V234H21ZM47 234H45V236H46ZM93 235V234H92ZM96 235H99V234H96ZM110 235H112V234H110ZM116 235V234H115ZM126 235V234H125ZM43 236V235H42ZM55 236L56 235H54L53 236V238H55ZM61 236H63V235H61ZM60 236V237H61ZM65 236V235H64ZM88 236V235H87ZM94 236H95V233H94ZM103 236H104V234H103ZM118 236H119V234H118ZM133 236H134V234H133ZM7 237H9V236H7ZM29 237V236H28ZM49 236L47 235L46 236V238H48ZM50 237H52V236H50ZM75 237V236H74ZM83 236L81 235V238H82ZM88 237H91L90 235L88 236ZM104 237H108V235L107 236H104ZM116 237V236H115ZM122 237H123V235H122ZM122 237H121V239H122ZM124 237H126V236H124ZM123 237V238H124ZM11 238V239H12ZM56 238L58 239V236H56ZM76 238V237H75ZM75 238L74 239H70V240H74L73 241V243L74 242H76V240H75ZM91 238H93L94 239V237H91ZM111 238H113V237H111ZM111 238H109V239H111ZM17 239V238H16ZM15 238H14V240L13 241H11V243H10V247L12 248V247H14L15 245H18V243L16 244V242H18L17 240H16ZM18 239H20V238H18ZM68 239V238H67ZM79 239V238H78ZM93 239H92V241H93ZM96 239V238H95ZM105 239V238H104ZM103 239V240H104ZM119 239V238H118ZM9 240V239H8ZM15 240H16V242H15ZM21 240V239H20ZM42 241L41 242H43V244H40V245H42V246H44V241H43V239H41ZM49 240V239H48ZM48 240L47 241H45L46 242V244H47V242H48ZM52 241L54 240V239H51ZM59 240V239H58ZM86 240V239H85ZM84 240V241H85ZM91 240V239H90ZM97 240V239H96ZM100 240H102V239H100ZM112 240V239H111ZM135 240V239H134ZM139 240V239H138ZM138 240L137 241H135V242H138ZM1 241V240H0ZM5 241V240H4ZM51 241V242H52ZM79 241V240H78ZM77 241V242H78ZM83 241V242H84ZM105 241V240H104ZM107 241V240H106ZM106 241H105V243H106ZM109 242H110V240H108ZM107 241V242H108ZM122 241V240H121ZM126 241V240H125ZM133 241V240H132ZM142 241V240H141ZM2 243H3V241H1ZM7 242V241H6ZM69 242V241H68ZM99 242V241H98ZM130 242V241H129ZM25 243V242H24ZM31 243V242H30ZM53 243L55 244L56 242H55V240L53 241ZM72 243V242H71ZM102 243V242H101ZM112 243H114V242H112ZM122 243V242H121ZM125 243H128V242H125ZM124 243V244H125ZM151 243H149L150 245H151ZM169 244L170 246H168L167 244ZM4 244H6L5 242H4ZM3 244V245H4ZM9 244V243H8ZM77 244H79V243H77ZM83 244V243H82ZM110 244V243H109ZM120 244V243H119ZM141 244V243H140ZM167 245L169 248H166V247H164V245ZM0 245H1V243H0ZM19 245H20V247L22 248V243H19ZM22 245V246H21ZM48 245V244H47ZM81 245V244H80ZM99 245V244H98ZM97 245V246H98ZM122 245V244H121ZM126 245H128V244H126ZM133 245V244H132ZM132 245H130V246H132ZM143 245V244H142ZM2 246V245H1ZM0 246V247H1ZM6 246H8V245H5V247ZM8 246V247H9ZM32 246H33V244H32ZM37 246V245H36ZM36 246H34V247H36ZM48 246H50V244L48 245ZM101 246V245H100ZM110 246V245H109ZM118 246V245H117ZM136 246V245H135ZM138 246V245H137ZM136 246V247H137ZM3 247V246H2ZM2 247L0 248V249H2ZM28 247V246H27ZM27 247H25V248H27ZM30 247H31V245H30ZM34 247H32L34 250H35V248ZM41 246H39V248H40ZM45 247V246H44ZM55 248H56V245L54 246ZM107 247V246H106ZM156 247V246H155ZM15 248V251H16V247H14ZM13 248V249H14ZM24 248V247H23ZM25 248H24V250H25ZM31 248V249H32ZM47 248V247H46ZM50 248H52V246L50 247ZM99 248V247H98ZM112 249L113 248H115V247H111ZM110 248V249H111ZM117 248V247H116ZM120 248V247H119ZM122 248H124L123 246H122ZM122 248H121V250H122ZM128 248H130V247H128ZM128 248H126V249H128ZM134 248V247H133ZM138 248H139V246H138ZM141 248V247H140ZM147 248V247H146ZM37 249V248H36ZM42 249V248H41ZM40 249V250H41ZM44 249V248H43ZM41 250V251H44V250ZM48 249H49V247H48ZM47 249V250H48ZM100 250L102 249V247L101 248H99ZM106 249V248H105ZM159 249V250H158ZM5 250V249H4ZM8 250H10V249H8ZM7 250V251H8ZM24 250H23V252H24ZM58 250V249H57ZM123 250H125V249H123ZM146 250V249H145ZM151 250V249H150ZM13 251V250H12ZM28 251V250H27ZM40 251V252H41ZM45 251H46V249H45ZM43 252L44 253V255H45V253H47V252ZM51 251V250H50ZM49 251V252H50ZM106 251V250H105ZM119 251V250H118ZM138 251V250H137ZM140 252L142 251V252H144L143 251V248H142V250L140 249L139 250ZM154 251V250H153ZM153 251H152V253H153ZM4 252V251H3ZM37 252H39V249H38V251ZM102 252V251H101ZM113 252V251H112ZM151 252V251H150ZM149 252V254L151 255V253ZM5 253V252H4ZM18 252H15L14 254H17ZM20 254H21V252H19ZM30 254H31V252H29ZM100 253V252H99ZM106 253V252H105ZM119 253V252H118ZM121 253H124V252H121ZM132 253V252H131ZM135 253V252H134ZM139 253V252H138ZM3 254V253H2ZM2 254H1V256H2ZM6 254H8V253H6ZM11 254V253H10ZM20 254H19V256H20ZM25 256H26V251H25ZM28 255V252H27V255L29 256L28 258L30 259V256H33V254H31V255ZM40 254H42V253H40ZM49 254V253H48ZM110 254V253H109ZM146 254V253H145ZM154 254V253H153ZM9 255V254H8ZM18 255V254H17ZM22 255V254H21ZM39 255V254H38ZM47 255V254H46ZM102 255V254H101ZM106 255V254H105ZM118 255V254H117ZM117 255H116V257H117ZM127 255V254H126ZM126 255H124V256H126ZM4 256V255H3ZM6 256V255H5ZM4 256V257H5ZM18 256V257H19ZM22 256H24V255H22ZM21 256V257H22ZM48 256V255H47ZM49 256H51V255H49ZM48 256V257H49ZM104 255H102V257H103ZM113 256V255H112ZM115 256V255H114ZM113 256V257H114ZM135 256V255H134ZM143 256V255H142ZM153 256V255H152ZM17 257V256H16ZM21 257H19V258H21ZM38 257V256H37ZM44 257V256H43ZM101 257V256H100ZM115 257V258H116ZM146 257L148 258L149 256H147V254H146ZM18 258V259H19ZM33 258V257H32ZM35 258V257H34ZM39 258L41 259V257L39 256ZM38 258V259H39ZM45 258V257H44ZM108 258V257H107ZM131 258V257H130ZM133 259H135L134 257H132ZM131 258V260H133ZM138 258V257H137ZM136 258V259H137ZM141 258V257H140ZM150 258V257H149ZM153 258V257H152ZM28 259V260H29ZM48 259V258H47ZM46 259V260H47ZM99 259V258H98ZM104 259H106V257L104 258ZM126 259H128V258H126ZM125 259V260H126ZM142 259H144V256H143V258ZM146 259V258H145ZM20 260V259H19ZM45 260V261H46ZM151 260V259H150ZM154 260V259H153ZM25 261H27V260H25ZM24 261V262H25ZM40 261V260H39ZM38 261V262H39ZM44 261V262H45ZM48 261V260H47ZM47 261L45 262V263H47ZM99 261V260H98ZM139 261V260H138ZM142 261V260H141ZM152 261V260H151ZM37 261H35V263H36ZM43 262V261H42ZM41 262V263H42ZM127 262V261H126ZM31 263V261H27V264H30ZM34 262H33V260H32V264H33ZM34 263V264H35ZM104 263V262H103ZM109 263V262H108ZM125 263V262H124ZM129 263V262H128ZM137 263V262H136ZM135 263V264H136ZM145 263V262H144ZM147 263H148V260H147ZM154 263V262H153ZM25 264V263H24ZM37 264V263H36ZM44 264V263H43ZM127 264V263H126ZM132 264H133V262H132ZM148 264H150V263H148Z\"/></svg>","mask_w":264,"mask_h":264}]
</instances>
